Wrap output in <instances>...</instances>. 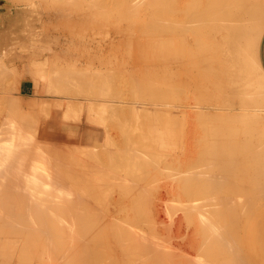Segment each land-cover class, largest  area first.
I'll use <instances>...</instances> for the list:
<instances>
[{
    "label": "rangeland",
    "instance_id": "1",
    "mask_svg": "<svg viewBox=\"0 0 264 264\" xmlns=\"http://www.w3.org/2000/svg\"><path fill=\"white\" fill-rule=\"evenodd\" d=\"M22 1V2H21ZM0 0V68H1V70H0V72L2 73L3 71V73L1 74L2 76V79H0V88H4V90H0V98L1 97H5V95H6V93L7 94H9V95H6V97L4 98V101L2 100V98L0 99V115L2 114V112H3V115H1L0 116V123H2V126H4V128H7V129H11L12 130V128H13V130H15L16 132H17V135H15V136H18L19 138H18V140H19V142L20 143H22V145H24V143H25V141H27L26 143H28V142H31V143H33V144H31L30 146H29V143H28V145L27 144H25L24 146H29V148L32 146H36L35 147V153L34 154H41V152L43 151V153H46V154H44L43 155V153L41 154V155H43V156H41V155H38L37 157L38 158H40V159H42V157H44L45 156V159H46V156L47 155H49L47 158L49 159L48 160V162L50 163H48L47 162V164L48 165H50V166H47L48 168H50L49 170H50V178H49V183H48V187H47V192L45 193V195H46V197H45V195H44V197L39 201V202H35L34 204L32 203V204H30V205H26V203H25V205L24 204H21V203H19V202H17V203H13V205H12V207H10L9 205H4L5 206V208H4V206L2 205V206H0V210H3V208L6 210V209H8V208H6V207H9L13 212H14V215L16 216H19L18 218H19V220H20V222H19V220L17 221H15L16 223H14V220L15 219H18L17 218V216L15 217L14 215H9L8 217L7 216H5V217H7L8 218V220L9 221H7L6 219H0V220H2L3 222L1 223V221H0V226L3 228L4 226H6V228L7 227H9V225H11V223H13L12 225L13 226H10L11 228L10 229H12V228H14V227H16L17 228V230H15V231H17V232H15V233H18V234H14V230H10L9 228V230H7L5 227L3 228L4 230H2V235H0V238H2V236L4 235V237H7V239H9L10 237V235L13 233L14 235H12V237H11V240L10 241H12V242H10L9 241V243L7 242L8 240L6 239V238H4L3 237V239L5 240H1L0 241V244L2 245V244H4L5 243V245H2L1 247H0V264H85L83 261H82V258H81V255L80 254H82L84 251L86 252V257L87 256H90V257H92L93 256V258L92 259H95V263L94 264H99V259H101V261H100V263L102 262H104L103 264H106V262L108 261V263L107 264H112L113 262V264H121L122 263V261L123 262H125V263H127V264H178V262L180 263V264H232L233 262H236L237 264H264V217H263V219L261 218V219H259V221H256V220H250V221H248L249 220V218L245 221V222H243V224H241V226H240V228L238 227V237L235 235V237H233L232 238V241H233V243H236V241L238 242V240H239V246L237 245V244H233L232 242H231V245H232V247L231 246H228L229 247V249L230 250H228V247H221V246H219V244L217 243V245H216V243L213 241V244H211V240H212V231H211V227H209V226H207L206 225V222H205V225H203V223H202V219L199 217L201 214H198L199 212H198V209L199 208H196L198 205H200V203H202L203 201L201 200L202 198H203V200L205 199V195L204 194H195L194 193V191L192 190V189H189L188 187V182H189V179H188V182H187V177L189 178L190 177V174L188 175V172L189 171H191V169L193 170V167H192V164H191V162L193 163V161H194V159L195 158H197L198 159V157H196V156H199V159H200V157H202L201 155L202 154H204V153H206V149H207V152H209L212 148H210V147H212V146H214V143H218L220 146H221V142H222V136H215L214 137V131L215 130H218V131H220V126H222L223 124H222V119H224V118H222V117H219V116H222L221 114H223V113H220V111L222 112V110H219V109H215V110H213V109H211V110H209L208 111V113H209V115H210V117H206V115H208V114H206L205 115V117H204V115H199L198 114V112H199V109L198 108H193L192 107V105H197V104H195V103H193V102H201V99L198 97V95H199V93H198V95L196 94L197 93V91L195 90V89H193V84L191 85L190 83L192 82H190V80L191 79H189L190 77L189 76H191L192 75V72H190V71H187V69H186V64H187V68H190V66L188 65V60L185 58V60H183V59H181L182 57H181V53L184 51L183 49H184V47H182V45L180 46V42H178V43H176V45H175V48H178L177 49V55L176 56H178V58L179 59H181L182 60V62L184 61V64L185 65H183L184 67H185V69H180L181 71H179L182 75L180 76L179 74L180 73H178V72H175V71H172V72H170L171 73V75H170V73L169 72H167V74H165L166 73V71H160L161 69H159V68H157V66L159 65L160 66V68H162L161 67V62H158L159 64H157L156 63V61H155V63L157 64L156 66H153V65H155V63H154V60L155 59H153L154 58V56H156V59H158V57L159 56H157V54H160L161 56V58L164 56L165 58H167V59H169L171 56H173L174 55V53H172L171 52V50H170V48L169 47H167L166 46V50L165 51H163L162 52V54L163 53H165V54H161V48H162V46H159V47H157L158 48V52H157V54H156V51H157V49H156V47H155V45H154V47H155V49L153 48V47H151V48H153L155 51H153V53L154 54H156V55H153L152 53V55H153V58H152V62L151 61H149V63H147L148 62V58L146 59L147 60V62H145L144 60V62L143 63H141V64H138V63H140L141 61H140V57L138 58V56H133L132 57V55H137L138 53H135V51H134V53L132 54L131 52H130V54L128 53L130 50H132V49H134V47H135V49L134 50H136V48H138V50H136V52H139L140 54V56H141V54L143 53L142 52V50L146 47L145 46V44L146 43H143L144 41L145 42H151L152 40H154V42L153 43H155V42H160L161 40V36H159V35H157V36H159V37H156V33H154L155 31L157 32V30H158V28H157V26H155L156 24H154L156 21H157V19H158V17H159V14H160V12L159 11H157V10H160V6H158L159 5V2L157 3L155 0V2L154 3H156L155 5H154V3L152 2V0H150V2H152V3H150V2H148V0H147V2H146V4L144 5V4H141V5H143L144 7L143 8H145V9H141L142 7H141V5L139 4V3H135V5H136V7L138 8V7H141V8H139V9H137L136 7H135V5L134 4H132V5H129V6H133L132 8L134 9V12H135V10H136V12L134 13L132 10L133 9H131V7H129L128 9H129V11H130V9H131V14H133V16L131 15V14H129V12H128V10L127 9H125V8H127V6H128V4H130L131 2H132V0L130 1V3L128 2V0H126V1H122V0H116L117 2H119L120 4H118L117 3V5L119 6V8H118V6L116 5V1L114 2V0H108V1H110V2H108L107 0H101V1H103L104 3H106V6H105V4L103 3V2H100L99 3V1L100 0H94V2L95 1H98V2H96V4L97 3H99V6H98V8L100 7L101 9H100V11H99V9L97 10L96 8H97V5H96V7H94V9H93V7L91 8V12H88L89 10H87V8H86V13L88 14V15H85V12H84V10H85V8L84 7H86L85 6V4L87 5V4H89L88 2H89V0H85L87 3H85V1L84 0H80V1H82V3L80 2V1H78V0H74V1H71V0H67V2L69 1V5H68V3L67 2H65L64 0H63V2L64 3H67V4H64V3H62V1L60 0L59 1V3H62L63 4V7H65V8H70V7H68V6H70V4H71V2H72V5L74 6V8L72 9H69L70 11H68V9H67V11L63 8H59V6H60V4L58 3V7H56V5H54V4H51L50 2H54L53 0L52 1H50L49 3H47L46 1H44V0ZM25 1V2H24ZM45 2V5L43 4V2ZM84 1V2H83ZM93 1V0H92ZM112 1L115 3H113L112 4ZM134 1V0H133ZM136 1V0H135ZM134 1V2H135ZM158 1V0H157ZM240 1V0H239ZM250 1V4H252V3H254L253 5H257V4H255L256 2H255V0H245L243 3H241V4H237L238 5V8H237V10H240V8L242 7L243 8V6H247V7H250L251 5L248 3ZM253 1V2H252ZM42 2V3H41ZM55 2H56V0H55ZM74 2V3H73ZM78 2V4L79 5H83V6H79L78 4H76ZM90 2H91V0H90ZM93 2V3H94ZM122 2V3H121ZM126 2L127 4H124V3ZM252 2V3H251ZM26 3V4H25ZM30 3H31V5H30ZM36 4V5H34V4ZM38 3V4H37ZM84 3V4H83ZM102 3V4H101ZM133 3V2H132ZM42 4V5H41ZM76 6H78V7H75V5ZM91 4H92V2H91ZM90 4V5H91ZM104 4V5H103ZM112 5V6H114L113 8L112 7H110L109 8V10H110V14H115L116 15V17H115V15L113 16V18H111L112 17V15H109L108 14V9H107V11H106V9L104 10L103 8H108L107 6H110V5ZM121 4H124V5H122L121 6ZM149 4V5H148ZM152 4V5H151ZM44 5V6H43ZM66 5H68L67 7H66ZM90 5H88V6H90ZM93 5V4H92ZM94 5V6H95ZM103 7H101V6ZM147 5V6H146ZM239 5H241V6H239ZM30 6V7H29ZM72 6V7H73ZM105 6V7H104ZM126 6V7H125ZM151 6V7H150ZM155 6V7H154ZM91 7V6H90ZM120 7L122 8V10L120 11L119 9H120ZM135 7V8H134ZM152 7L156 10L157 8H159V9H157L155 12L152 10ZM78 8V9H77ZM79 8H83V10L82 9H79ZM116 8H118V9H116ZM124 8V9H123ZM263 8V7H262ZM78 10V14H76L77 12L75 11V12H73V10ZM90 9V8H89ZM103 9V10H102ZM114 9H116V10H114ZM141 9V10H140ZM150 9V10H149ZM234 9H236V8H234ZM33 10H34V12H33ZM65 12L63 15H64V17L62 16V15H59V14H62L63 12ZM80 10H82L83 11V13H82V11H80ZM94 10H97V11H94ZM120 11V12H122V14H124V15H121V13H119V12H117V13H113V12H116V11ZM123 10H125L124 12L128 15H131L135 20H137V21H139L140 22V24L139 23H137V21H133V18L131 17V16H126L125 15V13L123 12ZM141 11L142 12V14H141V12H138V11ZM148 10H149V12H148ZM11 11V12H10ZM93 11V12H92ZM104 11V12H103ZM127 11V12H126ZM30 12H32V13H30ZM47 12V13H46ZM67 12H69V13H67ZM71 12H73L74 14H76V15H74L73 13H71ZM102 12V14L104 15H100V13ZM143 12H146V13H143ZM156 14H154V13ZM70 14V15H68V17H67V14ZM82 15H81V14ZM92 13V14H91ZM94 13H97L95 16L93 15ZM107 13V14H106ZM138 13H140L141 15H143V17L146 19V17L144 16L145 14H146V16H147V19L145 20L144 18H142L141 16H140V14L139 15H137ZM149 13V14H148ZM90 14V15H89ZM106 14V15H105ZM118 14H120L121 16H120V18H117V16H118ZM148 14V15H147ZM154 14V15H153ZM262 14H263V17H264V11H262ZM38 15V16H37ZM71 15H74L75 16V19H74V17L73 16H71ZM81 15V16H80ZM84 15H85V17H86V19H87V23H86V20H85V17H84ZM92 15V16H91ZM135 15H137L138 16V18H140V20L139 19H136L137 18V16H135ZM151 15H152V17H151ZM158 15V16H157ZM31 16V17H30ZM62 16V17H61ZM83 16V17H82ZM89 16H91V22H93L94 23V21L96 22V23H91L90 21H88V19H89ZM97 16V18H99V19H97L96 18V20L98 21H102L103 22V19H102V17H104V23L103 24H105V23H107V21H109L108 20V18H111V20H115V22L117 21H120L121 22V24H117V25H120V26H118V27H120L119 29H118V27L115 25V26H113V22L112 21H110V23L108 22L107 24H105V27H104V25L102 26L101 24H102V22L100 23H98L96 20H94L95 18L94 17H96ZM98 16H100V17H98ZM107 16H109V17H107ZM123 16H125V18L124 19H122V17ZM140 16V17H139ZM76 17H77V19H76ZM78 17H81V19L80 18H78ZM93 17V18H92ZM107 18V20H106V18ZM119 17V16H118ZM151 17V18H150ZM64 18V19H63ZM67 18H68V23H66L67 22ZM69 18H71V19H69ZM73 18V19H72ZM84 18V20H85V23H83V19ZM132 18V19H131ZM157 18V19H156ZM40 19V20H39ZM92 19H93V21H92ZM117 19H119V20H117ZM128 20L129 21V24H126V23H128V21H126L125 23H124V21L125 20ZM144 19V20H143ZM156 20V21H154L153 22V20ZM76 21V22H79L78 24H76V22H74L73 23V21ZM79 20V21H78ZM147 20H151L152 22H153V26L154 27H152V28H154V30L155 31H153L151 34H152V36L154 37H152V39L149 37V36H151V35H148L149 34V32H148V34L147 33H145L146 31H144V32H142L143 31V28L144 27H148L149 26V24L151 25V21L150 22H148L147 23V25H143L142 24V22L144 21H146L147 22ZM51 21V22H50ZM82 23H81V22ZM131 21H133L132 23H131ZM142 21V22H141ZM40 22V23H39ZM62 23V25H61V23ZM64 22H65V24H64ZM71 22V24L72 25H74L75 27H76V25L77 26H79L78 27V31H76V29H77V27H76V29H73V31H76V32H72V30H71V32H69L70 30V28L67 30V32H69L68 34H67V32L65 31L66 30V28H64L63 29V27H67L68 25H69V27H71V29L73 28L72 26H71V24H69ZM116 22V23H117ZM119 22V23H120ZM122 22H123V24H122ZM134 22H136L138 25H136V26H138L137 27V29L138 30H140V28L142 27V31H138L137 29H136V26L134 27V25H135V23ZM51 23H53V25L51 24ZM59 25H58V24ZM89 23H90V25H89ZM130 23H131V25H130ZM48 24H50V25H48ZM83 24H86V26H84V27H82L83 26ZM88 24V25H87ZM96 24V25H95ZM98 24H100V25H98ZM115 24V23H114ZM142 24V25H141ZM65 25H67V26H65ZM82 25V26H81ZM95 25V26H94ZM140 25V26H139ZM46 26V27H45ZM90 27V26H93V27H90L91 29L93 28V32H95V33H97L98 31H97V29H99L100 28V26H102V28H101V30H99V31H101V32H98L97 33V36H96V34H94L92 31H90L89 29L87 30V28L86 27ZM99 26V27H98ZM106 26H110L111 28H107L106 29ZM59 27V28H58ZM81 27V28H80ZM95 27V28H94ZM98 27V28H97ZM103 27H104V29H106L105 31L103 30ZM116 27V28H115ZM127 27V28H126ZM129 27H130V31H129ZM134 27V29H136L135 31H133L132 30V28ZM151 27H148V28H151ZM30 28V29H29ZM39 28V29H38ZM85 29V31L83 32L81 29ZM126 29V32H125V29ZM151 28V30L150 29H148V30H150V31H152L153 29ZM52 29V30H51ZM96 29V30H95ZM113 29V30H112ZM115 29H117V30H115ZM122 29V30H121ZM49 30H51V31H49ZM63 30V31H62ZM86 30H87V32H89V34H87L86 33ZM103 30V31H102ZM108 30H111V31H114V32H111V31H108ZM119 30V31H118ZM121 30V31H120ZM145 30H147V28L145 29ZM206 30H208V28H206ZM25 31V32H24ZM65 31V32H64ZM81 31V32H80ZM97 31V32H96ZM107 31V32H106ZM124 31V32H123ZM127 31H129V32H127ZM160 30H158V32H159ZM12 32V33H11ZM39 32V33H38ZM84 33L85 35H88L89 37H92V39H93V35H94V37H95V39H99L100 37H102L103 38V40H101V38L99 39V40H95V41H91L92 39L91 38H88V36L87 37H84L85 35H83L82 36V34H81V38H83L84 37V39L85 38H88V40L87 39H85V41H84V39L82 40L80 37H78V36H80V35H77L78 33ZM104 32V33H103ZM134 32L136 33L135 34V36H133L134 35ZM158 32H157V34H158ZM75 33H77V34H75ZM93 33V34H92ZM99 33H100V35H99ZM104 35V37H103V35ZM109 33H110V35H109ZM114 33H115V35H114ZM118 33V34H117ZM124 33V34H123ZM132 34L133 33V35L132 36H129V35H127V34ZM142 33V34H141ZM65 34H67V35H65ZM69 34H70V36H69ZM73 34H75L74 36H73ZM92 34V35H91ZM120 34V35H119ZM144 34V35H143ZM35 35V36H34ZM71 35H72V38H71ZM98 35L100 36V37H98ZM102 35V36H101ZM111 36L110 37V40H109V38H107V37H109V36ZM114 35V36H113ZM116 35L117 36H120V37H117V40L115 39L116 38ZM140 35V36H139ZM142 35V36H141ZM148 35V36H147ZM155 35V36H154ZM161 35V34H160ZM210 35H212V34H210ZM57 36V37H56ZM77 36V37H76ZM74 37V38H73ZM98 37V38H97ZM105 37H106V39H105ZM125 38V39H123V38ZM128 37H132L133 39H135V40H133L132 38L130 39L131 41H130V44H131V42L133 43V44H137V46H132V47H130V45H129V40H126V39H128ZM138 37V38H137ZM148 37V38H147ZM156 37V38H155ZM76 38V39H75ZM113 38V39H112ZM119 38V39H118ZM136 38H137V40H136ZM140 38V39H139ZM145 38V39H144ZM211 38H213L212 36H210V37H207V39H205L206 41H205V44H204V42H203V44L204 45H201L202 47L204 46V48H202V50L204 49V51H203V54H200V52L202 53V50L200 51L199 50V54H198V52H197V54H198V60H200V62L198 61V60H196L195 59V63H194V60H193V63L194 64H196L197 63V61L199 62V64L202 62V63H204V64H200V66H198L199 64H197V70H196V68L195 69H193V70H195V71H198V69H199V72H200V70L201 69H204L205 70V68L204 67H207V69H209V72H211L210 74L208 73V74H204V72L201 70V72H203V75H204V78H203V75H201V76H199V73H198V76L199 77H202L203 78V80L204 81H206V79L207 78H205L207 75V77H209V75L210 76H212L211 74H213L212 72H214L215 71V69H213V68H215L214 66H216V62H214L213 63V61H215L216 59H214L213 61H211L212 59H211V57H213L212 56V54H213V52H212V48L211 47H213L214 48V46L212 45H210V44H212V42H213V39H212V41L210 40ZM9 39V40H8ZM79 41H78V40ZM112 39V40H111ZM122 39V41H120ZM33 40V42H31ZM101 40V41H100ZM106 40H108V41H106ZM118 40H119V42H118ZM10 41H11V43H10ZM19 41L20 42H22L21 44L19 43ZM83 41V42H82ZM88 41H90V43L88 42ZM126 41L128 42V43H126ZM139 41V42H138ZM208 41L210 42L211 41V43H208ZM50 42H51V45H50ZM113 42H114V44H113ZM136 42H138V43H136ZM142 42V43H141ZM147 42V43H148ZM150 42L148 43V44H150ZM93 43H95V44H98V46L96 47V45L95 44H93ZM110 43V45L108 46V44ZM126 45H125V44ZM24 44V45H23ZM99 44L101 45V46H104V47H102V49L101 48H99L98 49V47H99ZM105 44V45H104ZM107 44V45H106ZM112 44L113 45H115V44H117L116 46H112ZM142 44V45H141ZM144 44V45H143ZM192 44H194V45H192V48H193V46H195V43H192ZM207 44L209 45L208 47H209V49L211 48V50L209 51V49L207 48ZM118 45H119V50H118ZM122 45H124V46H127L128 45V47H123ZM152 45V44H151ZM200 45H197V46H200ZM100 46V47H101ZM109 47V48H106V47ZM110 46H112V47H110ZM141 46H145V47H142L141 48ZM149 47H147L148 49L150 48V45H148ZM157 46V45H156ZM196 46V47H197ZM66 47V48H65ZM72 47V48H71ZM83 47V48H82ZM90 47V48H89ZM115 47V48H114ZM140 47V48H139ZM188 47H190V45L188 46ZM60 48V49H59ZM69 48V49H68ZM112 48V49H111ZM120 48H121V50H120ZM123 48V49H122ZM150 48V49H151ZM183 48V49H182ZM191 47L189 48V50L191 51V49H192ZM200 48V47H199ZM207 48V49H206ZM62 49V50H61ZM77 49V50H76ZM105 49V50H104ZM110 49H111V51L112 52H110ZM116 49V50H115ZM126 49H128V50H126ZM139 49H141V52H140V50ZM167 49H169V50H167ZM188 49V48H187ZM186 49V52L188 51ZM195 49V48H194ZM201 49V48H200ZM10 50V52H7V51H9ZM58 50V51H57ZM59 50H60V52H59ZM72 52H71V51ZM75 50V51H74ZM102 50V51H101ZM109 50V51H108ZM144 50H147V49H144ZM143 50V51H144ZM164 50V49H163ZM4 51H5V54H4ZM56 51H57V53H56ZM90 51V52H89ZM148 51V50H147ZM151 51V50H150ZM170 51V53H168ZM181 51V52H180ZM195 51H197L196 49L194 50V52H193V50L191 51V52H193V53H196ZM208 53H206V52ZM213 51H214V49H213ZM185 51H184V53L183 54H185L186 53ZM191 52H189V55H190V53ZM215 52V51H214ZM3 53V54H2ZM57 54V57L55 56L54 57V55L53 54ZM72 53V54H71ZM144 53H146V52H144ZM143 53V54H144ZM167 53V54H166ZM181 55H180V54ZM193 53H191L192 55H194ZM55 54V55H56ZM61 54V55H60ZM96 54H98V56L96 55ZM103 54V55H102ZM111 54H112V56H111ZM113 54H114V56L115 57H113ZM127 54H128V56H127ZM132 54V55H131ZM150 56L151 54H149V53H146V56H148V55ZM186 54H188V52L186 53ZM185 54V55H186ZM206 54V55H205ZM53 55V56H52ZM59 55V56H58ZM65 57H64V56ZM107 57H106V56ZM109 55L111 56V57H113L112 59L113 60H111V61H113V63L115 62L114 61V59H116V57H117V59L119 60V61H117V59H116V61L118 62L117 64L116 63H114L115 65L113 66V65H111L112 64V62L110 63L109 61H110V57H109ZM131 55V56H130ZM145 55V54H144ZM144 55L142 56V57H144ZM171 55V56H170ZM200 55V56H199ZM202 55H204L205 56V58L204 59H206V60H203V57L204 56H202ZM215 55V54H214ZM123 56V57H122ZM127 56V57H126ZM131 57V59H129L130 57ZM196 56L197 55H195L194 56V58H196ZM210 56V57H209ZM44 57V58H43ZM50 57V58H49ZM67 57V58H66ZM84 57V58H83ZM103 57H104V59H103ZM118 57H120V58H118ZM124 57L125 58H127L126 59V61L128 62H126L125 61V59H124ZM134 57H137V60L138 61H140V62H138L137 63V60L136 59H134ZM151 57V56H150ZM159 57V58H160ZM169 57V58H168ZM191 57V56H190ZM208 57V58H207ZM47 58V59H46ZM55 58V59H54ZM59 60H58V59ZM106 58H108V59H106ZM122 58V59H121ZM133 58V59H132ZM146 57H144V59H145ZM192 58V57H191ZM202 58V59H201ZM214 58H215V56H214ZM3 59V60H2ZM68 59V60H67ZM78 59V60H77ZM100 59H102L103 61L104 60H108V62H109V64L106 62V61H104V62H106L107 64H108V67H105L104 68V66H106L107 64L105 63L104 64V62L102 61V60H100ZM128 59L130 60V61H128ZM143 58H141V60H142ZM193 59V58H192ZM192 59H190V62H192ZM33 60V61H32ZM46 60V61H45ZM51 62H50V61ZM52 60H54L53 62H52ZM55 60H57L56 62H55ZM64 60V61H63ZM69 61V60H71V61H69V62H71V63H68L67 61ZM74 60H75V62H76V67L75 68H80V70H84L83 72H81V71H79V72H77L79 75L81 74V75H84L85 74V71L86 72H92L91 74H95V76H99L98 74H100L101 75V77H103L102 75H106V74H108L109 72V77L111 76V75H113L112 77H110V79L108 78V76H107V78L111 81H109V80H107V85H109V83L111 84V85H109L110 86V88H111V90H112V85H113V90L115 91V93H114V96H115V94L116 95H120V96H122L123 97V95H124V97L125 98H122V97H118L119 98V100H124V101H126V102H128V103H125V105H128L129 106V104H130V106L129 107H131V104L133 105V103H131V102H134V104H136V106H138L139 107V109H135V111H134V109H130L129 107H127V108H123V107H121L122 105L124 106V104H122L121 103V105H120V103H117L118 104V106H119V108H118V106H117V110L119 109V111H120V107H121V111H122V108L124 109V112H125V114H124V112L123 113H121V111L118 113V111L116 112L115 110H113V108H112V110H111V108H110V110H111V113H110V110H107V109H105L104 108V110H105V112L103 113L102 112V109H100L101 110V112L97 109V108H95V109H97L96 111H97V114H94V113H96V112H94L93 110H95V109H93V108H91L90 110H92L93 112H91V113H89L88 111H87V109H88V105H87V103H86V101H83V103H82V106H80V107H73V105L75 104V103H77V101L75 102V101H72L73 102V105H71V103H70V105L68 104V106H66L67 105V103H66V105L64 106V100H62V98H61V96H62V94L63 93H65V91L63 90L64 88V86L63 85H65V84H63V83H59V82H56V83H54V82H52V81H54V80H56V81H58L60 78H61V76L63 77V74H66L67 72H69V70H67V72L65 73V71H63L62 72V70H60V69H62V67H63V69H68L67 67H66V65L65 64H73V63H75L74 62ZM132 60H133V62H132ZM136 60V62H134ZM202 60V61H201ZM255 60L256 59H254V61H252V64H251V67H252V71L254 72L253 73V75L254 74H256V76H255V80H257L258 82H256L257 84H261L260 85V87L262 86V93H264V80L263 79H261V76L256 72L257 71V65L255 64ZM2 61V62H1ZM35 61H40L39 63L38 62H35ZM44 61V62H43ZM60 61V62H59ZM92 61H94V62H92ZM120 61L122 62V61H124V62H126L127 63V65H126V63H124L126 66H123V67H121L120 66V68L119 67H117L118 66V64L120 65V64H123V62L122 63H120ZM158 61V60H157ZM159 61H160V59H159ZM187 61V62H186ZM204 61V62H203ZM11 62V63H10ZM28 62V63H27ZM34 62V63H33ZM61 62H62V64H61ZM66 62V63H65ZM81 62V63H80ZM92 62V63H91ZM100 62L101 63H103V64H100ZM129 62H130V64H129ZM11 65H10V64ZM15 63V64H14ZM30 63V64H29ZM32 63V64H31ZM53 65H52V64ZM78 63V64H77ZM88 63V64H87ZM132 63H134V64H132ZM137 63V64H136ZM146 63V64H145ZM207 63V64H206ZM213 63V64H212ZM26 64V65H25ZM36 66H35V65ZM37 64H39V66L37 65ZM60 64V65H59ZM86 64H87V66H86ZM128 64H129V66L130 65H132V67L130 66H128ZM143 64V65H142ZM153 64V65H152ZM210 65V68H209V65ZM212 64V65H211ZM5 65V66H4ZM7 65V66H6ZM44 65V66H43ZM59 65V66H58ZM77 65H79V67L77 66ZM93 65V66H92ZM99 65V66H98ZM103 65V66H102ZM110 65V66H109ZM117 65V66H116ZM134 65V66H133ZM139 65V66H138ZM3 66V67H2ZM23 66V68H21ZM55 66V67H54ZM61 67L60 69H58L57 67ZM68 66V65H67ZM71 66V65H70ZM74 66V65H73ZM136 66H138V67H140L141 66V68L143 69V71H138L139 69H138V67H136ZM152 66V67H151ZM158 66V67H159ZM6 67V68H5ZM8 67H10V68H8ZM25 67V68H24ZM42 68L41 70L42 71H38V70H40L39 68ZM51 67H53V68H51ZM72 67V66H71ZM71 67H69V68H71ZM83 67V68H82ZM101 67V68H100ZM125 67H128L129 69L128 70H126V72H128V73H126L123 69L125 68ZM148 67V68H147ZM200 67H202L201 69H200ZM217 67H220L218 64H217V66H216V71L217 72H221V71H219L221 68H217ZM3 68H5V69H7L6 71H5V69H3ZM12 68V69H11ZM31 68V69H30ZM44 68H45V71H44ZM50 68V69H49ZM56 68H57V70L58 71H55L56 70ZM75 68H71V69H74V71H75ZM88 68H90L89 70H88ZM100 68V69H99ZM109 68V69H108ZM122 68V69H121ZM133 68V69H132ZM140 68V69H141ZM155 68H157V69H159V71H157V69L155 70ZM23 69V70H22ZM24 69H26V70H24ZM70 69V70H71ZM92 69V70H91ZM95 70V72H94V70ZM102 69V70H101ZM104 69V70H103ZM126 69V68H125ZM132 69V70H131ZM141 69V70H142ZM148 71L147 72V75H156V72H158L157 73V75H159V77L157 76V77H155L154 76V78H158V79H154L152 76H148V78H150V79H152L153 78V80L154 81H148L149 79L147 78V75H146V71ZM206 69V70H207ZM218 69V70H217ZM33 70H34V72H33ZM48 70V71H47ZM50 70H52V71H50ZM118 70V71H117ZM130 70V71H129ZM154 70V71H153ZM164 70V69H163ZM166 70H168V69H166ZM170 70H172V69H169V71ZM175 70V69H174ZM185 71V72H187L188 74H190V75H188L187 76V73H185V72H182V71ZM189 70V69H188ZM210 70H212V71H210ZM214 70V71H213ZM222 70V69H221ZM8 71V72H7ZM38 71V72H37ZM73 71V72H74ZM99 71V72H98ZM138 71V72H137ZM153 71V72H152ZM177 71V70H176ZM11 72V73H10ZM49 72V73H48ZM57 72H58V75H57ZM62 72V75L60 74ZM75 72V73H76ZM102 72V73H101ZM131 72V73H130ZM133 72V73H132ZM163 72H164V74H163ZM175 72V73H174ZM190 72V73H189ZM207 72H208V70H207ZM217 72H216V74H217ZM223 72V71H222ZM221 72V73H222ZM35 73V74H34ZM37 73V74H36ZM55 73V74H54ZM76 73V74H77ZM82 73H84V74H82ZM104 73V74H103ZM123 73L124 74H126V76L125 75H123ZM137 73V74H136ZM142 73V74H141ZM148 73H150V74H148ZM153 73H155V74H153ZM162 73V74H161ZM178 73V74H177ZM183 73H185L186 74V76H184L185 74H183ZM193 73L194 74H196L197 75V73H195L194 71H193ZM206 73V72H205ZM23 75V77H21V76H19L18 77V75ZM48 74H49V76H48ZM53 74H54V76H53ZM128 74H129V76H128ZM131 74V75H130ZM135 74H136V76H137V78L135 77ZM139 74H141V75H143V77L141 76L140 77V79H138L139 77H138V75ZM144 74L146 75L145 77H144ZM172 74H175V75H172ZM177 74V75H176ZM216 74H214L215 75V78H213V80L211 79V81H210V77L207 79L208 81H206V83L209 85V88H211L212 87V90H214V91H212V92H216L217 94H218V92H220L221 93V89H222V86H226V85H228L229 84V82L228 81H226L225 80V78L223 79V77H220V79L222 78L223 80H220L221 82H218L216 79H218L219 78V76H218V78L216 77L217 75ZM4 75H6V77L4 76ZM10 75V76H9ZM17 75V76H16ZM60 75V76H59ZM87 75V74H86ZM120 75H123L122 77L120 76ZM164 75V76H163ZM165 75L166 76H173V77H171V79H172V81L170 80V76H169V78L168 77H165ZM206 75V76H205ZM213 75V76H214ZM4 76V77H3ZM7 76H8V78H7ZM90 76V75H89ZM105 76V77H106ZM119 76V77H118ZM126 78H125V77ZM140 76V75H139ZM162 76V77H161ZM212 76V77H213ZM10 77H11V79H10ZM14 77L16 78V80L18 79V78H20V79H18V81L19 82H16V80L14 79ZM46 79H45V78ZM52 77H53V79H52ZM58 77V78H57ZM88 77V76H87ZM85 78V79H87V80H89L90 79V81H93V79H94V81L96 80V78L97 77H94V75H91V77H94V78H92V80H91V77H89V78ZM100 77V78H101ZM105 77L103 78L104 80H105ZM120 77H121V79L124 77V79H120ZM129 77V78H128ZM134 77V78H133ZM177 77H179V78H177ZM4 78H6V79H4ZM14 80H13V79ZM44 78V79H43ZM99 77H98V80L100 79ZM112 78H114V83L112 82L113 81V79ZM143 78H146V79H148V80H146V79H143ZM160 78V79H159ZM165 80V82H166V84H165V82L162 80ZM165 78V79H164ZM166 78H168V80L166 79ZM175 78L177 79V80H175ZM182 78V79H181ZM48 79H50V81L48 80ZM102 79V78H101ZM101 79L98 81L97 80V82L95 81H93L94 83H100V81H101ZM118 79H119V81H118ZM126 79L129 81H131V83H130V81L129 82H127L126 81ZM132 79L133 80H140L139 82L141 83L140 85H141V87L142 86H145L146 88H147V90H146V88L145 87H142V89L144 88V90H143V93L141 94L143 97L141 98V99H139V98H137V96L139 97L140 95H137V94H139V93H141L142 92V89H140L141 90V92L139 91V83L137 82V81H134L135 83V86H134V84H133V86L135 87V89H133L134 87L132 86ZM173 79H174V81H173ZM187 79V80H186ZM189 79V80H188ZM3 80V81H2ZM35 80V81H34ZM123 80H125V81H123ZM147 81L148 83H146L145 82V84H148V85H144V81ZM158 80V81H157ZM159 80H160V82H159ZM167 80V81H166ZM225 80V81H224ZM5 81H7L6 83H5ZM10 81V82H9ZM13 81H15L16 83H14V85H13V83H11V82H13ZM37 81V82H36ZM50 82V84L48 85V83ZM120 81L123 83V82H125L124 84H128V83H130V85H128V87H127V85H125L124 86V84H122L121 85V83H120ZM209 81H210V83L212 84H210L209 83ZM218 82V84L216 83V82ZM226 82L225 84L223 83V85H222V82ZM9 82V83H8ZM101 82H105V81H101ZM136 82H137V84H136ZM154 82H155V84L157 85V83H158V85L156 86L155 84H154ZM161 82H163L164 84L162 85V83ZM170 82H171V84L172 83H174L173 85H169L170 84ZM179 82V83H178ZM213 82V83H212ZM216 84H215V83ZM52 83V84H51ZM142 83H143V85H142ZM228 83V84H227ZM5 84V85H4ZM20 84H22V86L20 85ZM56 84V85H55ZM63 84V85H62ZM116 84V85H115ZM119 86H118V85ZM151 84H154V85H152V87L151 86H149V85H151ZM169 86H168V85ZM12 85V86H11ZM52 87H51V86ZM54 85L56 86V87H54ZM57 85L59 86L58 88H57ZM63 86L62 88H61V86ZM161 85V86H160ZM184 85V86H183ZM214 85V86H213ZM215 85H218L217 87L218 88H216L215 89ZM258 85V86H259ZM5 86V87H4ZM17 86V87H16ZM19 86V87H18ZM49 86V87H48ZM97 86V85H96ZM116 88H115V87ZM121 86H122V90L124 91V92H122V90H121ZM129 86H132L133 88V90H130L131 89V87H129ZM163 86H165V89H164V87ZM167 86V87H166ZM211 86V87H210ZM219 86H220V88L221 89H219ZM7 87H9L10 88V91H9V89L7 88ZM11 87H12V90L13 89H18V90H11ZM46 87H47V89H46ZM95 87V86H94ZM123 87H126V88H123ZM154 87H156V88H154ZM50 88V89H49ZM56 88V89H55ZM60 88L63 90V93H62V91L60 90ZM119 88V89H118ZM150 88V89H149ZM154 88V89H153ZM173 88V89H172ZM178 88V89H177ZM192 88V89H191ZM8 89V90H7ZM49 89V90H48ZM52 89V90H51ZM55 89V90H54ZM97 89V88H96ZM95 89V90H96ZM100 89V88H99ZM107 89V88H106ZM116 89V90H115ZM127 89V90H126ZM162 89H164V90H162ZM167 89V90H166ZM171 89V90H170ZM219 89V90H218ZM5 90H7V91H5ZM52 91V93H51V91ZM59 90V92H57V93H55V91H58ZM118 90V91H117ZM121 90V91H120ZM128 90H130V91H128ZM150 91V93H148L149 95H145L146 93L144 92V91ZM154 90H156L154 93H153V91ZM166 90V91H165ZM180 90H182L181 92L178 91ZM189 90V91H188ZM47 91V92H46ZM50 91V92H49ZM109 91H110V89H109ZM108 90H102L101 89V92H103V93H106V94H108V95H110V93H111V91L109 92ZM113 91V92H114ZM148 91V92H149ZM161 91V92H160ZM18 92V93H17ZM100 92V93H101ZM121 92V93H120ZM131 92H134V93H131ZM164 92V93H163ZM54 93V94H53ZM58 93H60V94H58ZM123 93V94H122ZM145 93V94H144ZM152 93V94H151ZM179 93V94H178ZM3 94V95H2ZM129 94V95H128ZM172 94V95H171ZM168 95H169V97H168ZM181 95V96H180ZM187 95V96H186ZM11 96H14L15 98L13 99V97L12 98H10L11 100H9V99H6V98H9V97H11ZM135 96V97H134ZM148 96H149V98H148ZM167 96V97H166ZM186 96V97H185ZM222 96V95H221ZM264 96V95H263ZM116 97V96H115ZM128 97H130V98H128ZM131 97H133V99H132V101L131 100H129V99H131ZM180 97H182V98H180ZM120 98H122V99H120ZM127 98V99H126ZM143 98H145V99H147V100H145V99H143ZM198 98V99H197ZM12 99H13V101H12ZM117 99V98H116ZM154 99V100H153ZM183 99V100H182ZM263 99V98H262ZM8 100V101H7ZM118 100V99H117ZM128 100V101H127ZM139 100V101H138ZM162 100V101H161ZM180 100V101H179ZM170 101V102H169ZM182 101V102H181ZM235 101H237L236 103L238 104V99L237 100H235ZM6 102H8V104L6 103ZM10 102V103H9ZM13 102V103H12ZM138 102V103H137ZM160 102V103H159ZM12 103V104H11ZM192 103V104H191ZM116 103H115V106L117 105ZM219 104H223L222 103V101H220L219 102ZM5 105V106H4ZM76 105V104H75ZM78 106L80 105V103L78 102V104H77ZM173 105V106H172ZM10 106H13L12 108L14 109H12ZM71 107V109H70V107ZM98 106V105H97ZM155 106V107H154ZM66 107H69V109L70 110H72V108H75L74 109V111H77V112H79V113H81V114H79V115H77L76 117H77V120L76 119H74L75 118V115L77 114H75V112L73 111V113H74V116H73V113L72 114H68V113H66L67 111H69V109H67V110H65L64 108H66ZM96 107V106H95ZM99 107V106H98ZM170 107V108H169ZM259 107V106H258ZM80 108V109H79ZM90 108V107H89ZM100 108H101V106H100ZM103 108V107H102ZM128 108H129V111H128ZM248 108V107H247ZM260 108H261V105H260ZM262 110L263 111H261V112H258V111H256V112H254V113H257V114H259V116L261 117L260 118V120H262V122H263V119H262V117H264V106H262ZM7 109H8V111H7ZM78 109H79V111H78ZM142 109H144V110H142ZM193 109V110H192ZM204 109V108H203ZM248 109H250V110H254V108L252 109V108H248ZM137 110V111H136ZM99 111V112H98ZM131 111H134V114L133 113H129V112H131ZM154 111V112H153ZM194 111H196V112H194ZM10 112V113H9ZM108 112V113H107ZM136 112V113H135ZM143 112V113H142ZM155 112H156V114H155ZM164 112V113H163ZM219 114H218V113ZM263 112V113H262ZM7 113V114H6ZM70 113H71V111H70ZM89 113V114H88ZM112 114V116L110 115V114ZM215 113L217 114V116L215 115ZM253 113V112H252ZM10 114V115H9ZM87 114V115H86ZM91 114V115H90ZM118 114V115H117ZM119 114H123V115H119ZM132 114H133V116H135V120H134V117L132 116ZM140 114L142 115V116H140ZM149 114V115H148ZM157 114H159L158 116L159 117H156V115ZM95 115V116H94ZM117 115V116H116ZM130 115V116H129ZM148 115V116H147ZM162 115V116H161ZM184 115V116H183ZM186 115V116H185ZM195 115H197V116H195ZM208 115V116H209ZM15 117V118H13V117ZM67 116V117H66ZM87 116H89L88 117V119L90 118V116H92V117H95L94 118V121H92L93 120V118L91 117V121H90V119L88 120L87 119ZM102 116V118H100ZM119 116H121V117H119ZM123 116V117H122ZM131 116H132V118H131ZM200 118H199V117ZM213 116H215V117H213ZM258 115H256V117L258 118L259 117ZM6 117V118H5ZM74 117V118H73ZM108 117H110V118H108ZM114 119H112V118ZM115 117H117V118H115ZM127 117H129V118H127ZM145 117V118H144ZM170 117V118H169ZM11 120H14V121H12V123H14V125L13 124H11V121L9 122V120L10 119ZM98 118V119H97ZM120 118V119H119ZM131 118V119H130ZM215 118H218V120L216 119L215 120ZM7 119H9V120H7ZM135 121V123L134 122H132L133 120ZM142 121H140V120ZM144 119V120H143ZM146 119V120H145ZM152 119V120H151ZM172 121H171V120ZM192 119V120H191ZM200 121H198V120ZM205 121H204V120ZM5 120H6V122L8 121V126L9 127H7V125H6V122H5ZM64 120V121H63ZM68 120V121H67ZM72 120H74V121H72ZM148 120H151L150 122H151V124H148ZM225 120V119H224ZM259 120V121H260ZM2 121V122H1ZM42 121H45V122H42ZM119 121L121 122V123H119ZM123 121H124V123H123ZM139 121V122H138ZM184 121V122H183ZM4 122H5V124H4ZM17 122V123H16ZM42 122V123H41ZM118 122V123H117ZM127 122V123H126ZM149 122V123H150ZM211 122V123H210ZM214 122V123H213ZM133 124L134 126H135V128H134V126L133 125H131V124ZM194 123V124H193ZM264 123V122H263ZM42 124H43V126H42ZM56 124H58V126H56ZM107 124V128L105 127V125ZM122 124V125H121ZM126 124V125H125ZM139 124H142V125H139ZM144 124V125H143ZM189 124V125H188ZM220 124H222V125H220ZM118 125V126H117ZM124 125V126H123ZM129 125V126H128ZM190 125H191V127H190ZM211 125V126H210ZM19 126V127H18ZM53 126H55L54 128H53ZM129 128H128V127ZM133 126V127H132ZM140 126H142L143 128H140ZM167 126V127H166ZM201 126V127H200ZM210 126V127H209ZM18 127V128H17ZM47 127L49 128V129H47ZM58 127V128H57ZM146 127V128H145ZM155 127V128H154ZM163 127V128H162ZM223 127V126H222ZM17 128V129H16ZM126 128V129H125ZM140 128V129H139ZM190 128V129H189ZM207 128V129H206ZM215 128H217V129H215ZM19 129H21V130H19ZM57 129V130H56ZM62 129H65V131L64 130H62ZM128 129H131L130 130V132L132 133V134H130L129 136H128V133H130V132H128ZM184 129V130H183ZM213 131H211V130ZM74 130V131H73ZM76 130H78V131H76ZM81 130V131H80ZM85 130H86V132H85ZM109 131L110 133H109V135L106 133V131ZM126 131L125 132V134H124V131ZM154 130V131H153ZM202 130H204V131H202ZM21 131H24V132H21ZM77 132V134H76V132ZM107 131V132H108ZM136 131V132H135ZM153 131V132H152ZM156 131V132H155ZM158 131V132H157ZM208 131V132H207ZM15 132V133H16ZM19 132V133H18ZM134 132V133H133ZM137 132L139 133V134H137ZM156 133V134H153V133ZM24 133V134H23ZM75 133V134H74ZM152 133V134H151ZM196 133V134H195ZM21 134V135H20ZM45 134V135H44ZM70 134H72V135H70ZM124 134V135H123ZM135 134V135H134ZM158 134V135H157ZM24 135V136H23ZM77 135V136H76ZM112 135V136H111ZM143 135V136H142ZM28 136V137H27ZM53 136H55L54 138H53ZM79 136V137H78ZM127 136V137H126ZM133 136H134V138H133ZM142 136V137H141ZM156 137V139H155V137ZM196 136V137H195ZM207 136V137H206ZM56 137H59L58 139L56 138ZM107 137V138H106ZM129 137V138H128ZM131 137V138H130ZM136 137V138H135ZM137 137H138V139H137ZM141 137V138H140ZM152 137H154V139L155 140H153V138ZM201 137V138H200ZM83 138V140H81ZM133 138V139H132ZM140 138V139H139ZM197 138H198V140H197ZM207 138V139H206ZM23 139V140H22ZM125 139V140H124ZM127 139V140H126ZM130 139H132V141H130L131 143H128L129 142V140ZM135 139V140H134ZM142 139H143V142H142ZM202 139H203V141H202ZM216 139V140H215ZM22 142H21V141ZM81 140V141H80ZM113 140V141H112ZM137 140H139L140 142H142L143 143V145H142V143H141V145H140V142L139 141H137ZM201 140V141H200ZM80 141V142H79ZM105 141V142H104ZM109 141H110V143H109ZM137 141V142H136ZM183 141V142H182ZM190 141V142H189ZM197 141H199L198 143H197ZM98 142V143H97ZM115 142H116V145H115ZM156 142V143H155ZM205 142V143H204ZM36 145H35V144ZM60 144V145H58V144ZM65 143H67V144H65ZM79 143V144H78ZM111 143H113L112 145H111ZM138 145H137V144ZM158 143V144H157ZM184 143V144H183ZM192 143V144H191ZM206 143H208L207 145H205ZM54 144V145H53ZM56 144V145H55ZM62 144H63V146H62ZM64 144L67 146V145H69V147L71 146V145H74L75 144V147L74 146H71L70 147V149H71V151H70V149H68L67 150V148H66V146H64ZM76 144L77 145H79V147H77L76 146ZM118 144H119V146H118ZM129 144L131 145V146H129ZM197 144H198V146H197ZM82 145V146H81ZM95 145V146H94ZM111 145V146H110ZM121 145H123V146H121ZM124 145L126 146V150L129 148V149H132V150H130V152H133V149H134V147L135 148H137L135 151L137 152H133V153H131L130 154V152H129V150H127L128 151V153L129 154H127V152L126 151H124L125 149H124ZM140 145V146H139ZM145 145V146H144ZM27 146L25 147V148H27ZM53 146H55V147H53ZM61 146V147H60ZM98 146V147H97ZM106 146V147H105ZM110 146V147H109ZM139 146V147H138ZM145 148H143V147ZM154 146V147H153ZM31 147V148H32ZM33 147V148H34ZM39 149H41L42 151L41 152H39V153H37L36 152V150L37 151H39L38 150V148ZM59 147V151L57 152V148ZM64 147V148H63ZM68 147V146H67ZM73 147V148H72ZM104 147H105V149L106 150H103L104 149ZM112 147V148H111ZM119 148L120 150H118L117 148ZM123 147V148H122ZM128 147V148H127ZM132 147V148H131ZM154 149H153V148ZM157 147V148H156ZM205 147H208V148H205ZM25 148L24 149H22L21 151L22 152H27L28 153V151L27 150H29V153H30V151H31V156H32V154H33V152H32V150L31 149H26V151H24L25 150ZM44 150H43V149ZM53 148H55V151H54V149ZM79 148V149H78ZM93 148V149H92ZM124 149L123 151H121L122 149ZM73 149H74V151H73ZM78 149V150H77ZM99 149V150H98ZM111 149V150H110ZM144 151H142V150ZM193 149L197 152V151H199V153L197 154V153H195V151H194V153H195V155H194V153H193ZM203 149V150H202ZM33 150V151H34ZM81 150H82V152H81ZM93 152H91V151ZM115 150V151H114ZM140 150L142 151V152H140ZM156 150V151H155ZM201 150V151H200ZM17 151V150H16ZM19 152H21L20 150H18ZM77 151V153H75ZM97 151V152H96ZM99 151V152H98ZM105 151H107V152H105ZM109 151H110V153H109ZM114 151V152H113ZM117 151V152H116ZM147 151V152H146ZM150 151V152H149ZM155 151V152H154ZM19 152H14V154H15V157L13 156V154H11V158H13V159H15V160H13V159H11V158H9V157H7L6 155H5V152L2 154V155H4V157H6V159H8L9 158V160L8 161H6V163H12L11 165H13L12 167L11 166H9V167H7V170H6V172H5V178H4V185H7V186H9V187H16V188H20V189H23V191L25 190L24 189V187H25V184L23 183L24 182V180L22 179V177H24V172H25V170H26V168L28 169L29 167H30V164L32 165V163L34 162V161H36V159H38V158H36V159H34V157L32 156L31 158H32V163H30L29 162V157H30V154H29V156H27L26 154H23L22 153V155H26V157L28 158V161L26 160L27 158L25 157L24 159H25V164L23 163V161L22 162H20L19 160H21V153L20 154H18ZM67 152H69V153H67ZM72 152H74L75 154H77V155H75L74 153H72ZM79 152V153H78ZM111 152L113 153V154H111ZM123 152H126V153H124V154H121V153H123ZM100 153H101V155H100ZM120 153V154H119ZM135 153V154H134ZM139 153V154H138ZM158 153V155L156 156L155 154H157ZM33 154V155H34ZM66 154H70L69 156H67ZM74 156H76V157H74ZM86 154H88L87 156H86ZM106 154H108V155H106ZM119 154V155H118ZM134 154V155H133ZM144 154V155H143ZM169 154V155H168ZM186 154V155H185ZM191 154V155H190ZM10 155V154H9ZM17 155H20V157H18ZM78 155H79V157H78ZM94 155V156H93ZM98 155V156H97ZM113 155V156H112ZM123 155H125L124 157H126V155H127V157L126 158H124L123 157ZM130 155V156H129ZM131 155L134 157V159H133V157H131ZM137 155V156H136ZM143 155V156H142ZM155 155V156H154ZM189 155V156H188ZM41 156V157H40ZM57 156V157H56ZM62 156H63V158H62ZM66 158H65V157ZM92 156V157H91ZM95 156H97L96 158H95ZM104 157V159H103V157ZM139 156V157H138ZM145 156H149L147 159L145 158ZM191 156V157H190ZM17 157H18V159H17ZM60 159H59V158ZM68 157H70V158H68ZM72 157H73V159H72ZM91 157V158H90ZM95 159H94V158ZM100 158V161H99V158ZM113 157H115V158H113ZM121 157H123V158H121ZM130 157V158H129ZM144 157V158H143ZM153 157H157L156 159L155 158H153ZM162 157V158H161ZM165 157V158H164ZM193 157V158H192ZM2 158H3V156H2ZM20 158V159H19ZM23 158V157H22ZM30 158V159H31ZM75 158H77L78 160H76ZM90 158V159H89ZM98 158V159H97ZM102 158V159H101ZM127 158H129L128 160H126ZM140 158V159H139ZM176 158H178V161H177V159ZM187 158H188V160H187ZM5 159V160H6ZM62 159V160H61ZM64 159V160H63ZM80 159V160H79ZM97 159V160H96ZM114 159V160H113ZM125 160L126 162L123 164V168H124V166H125V168L126 169H129V170H124L122 167H120L119 166V161H121V160ZM132 159V160H131ZM138 159L140 160V161H143V162H140V161H138ZM142 159V160H141ZM150 159V161H148ZM163 159L166 161V162H172L173 164H170L171 165V167L169 166V165H167L166 166V164L164 163V162H162L163 161ZM4 160V159H3ZM5 160H4V164H6L5 163ZM13 160V161H12ZM67 160H71L72 162H69V161H67ZM109 160V161H108ZM135 160V161H134ZM147 160V161H146ZM154 160V161H153ZM157 160V161H156ZM176 160V161H175ZM182 160H184L183 161V163L185 162V164H183L182 162H180L179 163V161H182ZM20 162V163H23V165L22 164H20L19 165V163H18V165H17V162ZM128 161V162H127ZM138 161V162H137ZM145 161V162H144ZM64 162V163H63ZM65 162H67V163H65ZM78 162V163H77ZM113 162H115V163H117V164H115V163H113ZM134 162H136V163H134V164H136V165H134L133 163ZM139 162H140V164H139ZM147 162V163H146ZM153 162V163H152ZM161 162V163H160ZM179 163V166H178V172L177 173H179V174H177L176 173V169H177V165H178V163ZM189 162V163H188ZM57 163V164H56ZM71 163V164H70ZM80 163V164H79ZM85 163H86V165H85ZM101 163V164H100ZM108 163V164H107ZM127 163V164H126ZM130 163V164H129ZM157 163V164H156ZM162 163H164L163 165H162ZM28 164V165H27ZM64 164V165H63ZM82 164V166H80ZM100 164V165H99ZM106 165V166H104V165ZM132 164V165H131ZM154 164V165H153ZM183 164V165H182ZM191 164V165H190ZM14 165L16 166V169H14L15 167H14ZM69 165V166H68ZM128 165H130L131 166V168H130V166L128 167ZM139 165V166H138ZM140 165H141V167H140ZM190 165V166H189ZM22 166H23V168H22ZM24 166H27L26 168L24 167ZM52 166H53V168H52ZM60 166L62 167V169L60 168ZM66 166V167H65ZM137 166V167H136ZM159 166V167H158ZM169 166V168H168V170H166L165 168L166 167H168ZM181 166H183V168L181 167ZM86 167V168H85ZM144 167V168H143ZM145 167H147V168H145ZM150 167V168H149ZM164 167V168H163ZM180 167H181V169H180ZM187 167V168H186ZM188 167H191V169L188 171ZM31 168V167H30ZM74 168V169H73ZM93 168V169H92ZM134 168V169H133ZM136 168V169H135ZM158 168V169H157ZM22 169L24 170V171H22ZM64 169V170H63ZM68 169V170H67ZM71 169H72V171H71ZM80 169V170H79ZM91 169V170H90ZM117 169H118V171H117ZM121 169V170H120ZM123 169V170H122ZM144 169H145V171H144ZM146 169H149V170H146ZM157 169V170H156ZM180 169V170H179ZM30 170V169H29ZM85 170V171H84ZM134 170V171H133ZM142 170V171H141ZM152 170H154V171H152ZM156 170V171H155ZM165 170V171H164ZM170 170V171H169ZM185 170V171H184ZM17 171H19V172H17ZM68 171H70V172H68ZM75 171V172H74ZM87 171V172H86ZM98 171V172H97ZM129 171V172H128ZM150 171V172H149ZM23 172V173H22ZM106 172V173H105ZM108 172V173H107ZM113 172V173H112ZM126 172H128L127 174H126ZM132 172H134V173H132ZM149 172V173H148ZM156 172V173H155ZM160 172H161V174H160ZM186 172V173H185ZM192 172V171H191ZM191 172H189V173H191ZM82 173L83 174H85L87 177H85L84 175H82ZM87 173V174H86ZM95 173V174H94ZM97 173H99V174H97ZM130 173H131V176H130ZM135 173H137V174H135ZM141 173H143V174H141ZM19 174V175H18ZM74 174V175H73ZM109 174V175H108ZM112 174H114V175H112ZM124 174V175H123ZM156 176H155V175ZM160 174V175H159ZM179 175L178 177H177V175ZM183 175V177L184 178H182V180L180 179V177ZM185 174L187 175V177H185ZM25 175H26V173H25ZM66 175V176H65ZM82 175V176H81ZM99 175V176H98ZM108 175V176H107ZM111 175H112V177H111ZM128 175V176H127ZM134 175H136L138 178H139V180H138V182H137V177L136 176H134ZM139 175V176H138ZM146 175H147V177H146ZM150 175V176H149ZM73 176V177H72ZM91 176V177H90ZM106 176H107V178H106ZM121 176H123L122 178H121ZM134 177V178H136V179H132V178H127V177ZM141 176H142V178H141ZM166 176V178H164ZM84 177V179H86L87 178V180L86 181H81V179ZM93 177L95 178V179H97L98 177V179H97V181H95L94 179H93ZM103 177V178H102ZM120 177V179L119 180H117L118 178ZM151 177V178H150ZM159 177V178H158ZM77 178V179H76ZM109 178V179H108ZM127 178V179H126ZM141 178V179H140ZM144 178H146V179H144ZM172 178V179H171ZM179 178V179H178ZM185 178H186V180H185ZM22 179V180H21ZM64 181H63V180ZM71 179V180H70ZM143 179V180H142ZM175 179V180H174ZM70 180V181H69ZM74 182H73V181ZM77 180V182L76 183H78L79 182V184H77L76 185V183H75V181ZM102 180H103V182H102ZM107 180V181H106ZM112 180V181H111ZM115 180V181H114ZM121 180H123V181H121ZM132 180H134V181H132ZM88 181H90V183H88ZM99 181H101V182H99ZM106 183H105V182ZM109 181V182H108ZM116 181H118V182H116ZM121 181V182H120ZM125 181V182H124ZM126 181H128L127 183H129V184H126ZM147 181V182H146ZM149 181H150V183H149ZM178 181H179V183H178ZM184 181H186V182H184ZM9 182V183H8ZM83 182L85 183V184H83ZM98 182V183H97ZM71 183V184H70ZM75 183V184H74ZM82 183V185H83V187H85V189L84 188H82V186L80 185ZM119 183H122V185L121 184H119ZM123 183H124V185H123ZM131 183H132V185H133V187H135V188H133V190L131 189L132 188V185H131ZM137 183V184H136ZM148 183V184H147ZM178 183V184H177ZM10 184V185H9ZM57 184V185H56ZM97 184V185H96ZM103 184V185H102ZM119 184V185H118ZM181 184H182V186H181ZM185 184H186V186H185ZM24 185V186H23ZM56 185V186H55ZM91 185V186H90ZM94 185V186H93ZM121 185V186H120ZM148 185V186H147ZM76 186V187H75ZM97 186V187H96ZM99 186V187H98ZM110 186V187H109ZM128 186V187H127ZM130 186H131V188H130ZM151 186H153L152 187V189H151ZM171 186V189L169 188ZM178 186V187H177ZM63 187V188H62ZM71 187V188H70ZM77 187H79V189L77 188ZM89 187H91V189L89 188ZM93 187V188H92ZM120 187H123L122 188V190H121V188ZM125 187V188H124ZM188 188V190H187V188ZM50 190H49V189ZM52 188V189H51ZM56 188V189H55ZM84 189V192H83V190L82 189ZM95 188V189H94ZM102 188V189H101ZM107 190H106V189ZM120 188V189H119ZM130 188V189H129ZM157 188V189H156ZM180 188H185L183 191H181L182 189H180ZM55 189V190H54ZM94 189V190H93ZM146 189V190H145ZM50 192H52V193H50ZM52 190V191H51ZM60 192H59V191ZM62 190V191H61ZM65 190H67V192H65ZM82 190V191H81ZM88 190V191H87ZM150 190V191H149ZM164 190H165V192H164ZM169 190H171V191H169ZM187 190V191H186ZM191 190V191H190ZM26 191V190H25ZM24 191V192H25ZM54 191V192H53ZM56 191V192H55ZM95 191V192H94ZM97 191V192H96ZM105 191V192H104ZM108 191H109V193H110V191H111V193L109 194L108 193ZM122 191H123V193H122ZM137 191H138V193L139 194H137ZM143 191V192H142ZM146 191V192H145ZM191 193H193V194H190V192ZM48 192H49V195H48ZM81 192H83L82 194H81ZM90 192V193H89ZM92 192V193H91ZM93 192H94V194H93ZM131 192V194H129ZM142 192V193H141ZM156 192V193H155ZM180 192V193H179ZM55 193H57L58 195H60V196H58V195H56V197L54 198V196H55ZM60 193V194H59ZM76 193V194H75ZM102 193H103V196L105 197H103L102 196ZM104 193H105V195H104ZM125 193H127V194H125ZM143 193H145V194H143ZM166 193V194H165ZM170 193V194H169ZM176 193V194H175ZM188 193V194H187ZM53 194V195H52ZM83 194H87L86 195V198L87 199H83V198H85V197H82L81 195H83ZM98 194V195H97ZM121 194V195H120ZM165 194V195H164ZM178 194H179V196H178ZM183 194V195H182ZM50 195L52 196V198L50 197ZM94 195V196H93ZM99 195H100V197H99ZM120 195V196H119ZM127 195H130L129 197H125V196H127ZM134 195V196H133ZM144 195H146L145 197H144ZM172 195V196H171ZM195 195V196H194ZM197 195V196H196ZM49 196V197H48ZM68 196V197H67ZM92 196V197H91ZM96 196V197H95ZM102 196V197H101ZM134 197V199H133V197ZM161 196V197H160ZM173 196L175 197V200H174V198H173ZM60 197V198H59ZM64 197V199H61V198H63ZM91 197V198H90ZM94 197V198H93ZM147 197V199L145 200V198ZM178 197H179V199H178ZM182 197V198H181ZM184 197V198H183ZM54 198V199H53ZM102 198H104V199H102ZM167 198V199H166ZM46 199V200H45ZM57 199V200H56ZM66 199V200H65ZM75 199V200H74ZM95 199H97V200H95ZM100 199V200H99ZM102 199V200H101ZM121 199V200H120ZM143 199V200H142ZM167 200V201H165L164 202V200ZM172 199V200H171ZM176 199L178 200V201H176ZM54 200V201H53ZM77 200V201H76ZM83 200H86L87 202H85L84 203V201ZM113 200H115V201H113ZM130 202H129V201ZM148 200V201H147ZM152 200V201H151ZM197 201V204H196V201ZM46 201H47V203H46ZM49 201L52 203L53 202V205L51 204L50 206H51V208H50V206L49 207H47V205H49ZM60 201V202H59ZM64 201V202H63ZM66 201V202H65ZM102 201V202H101ZM122 201H123V203H122ZM126 201V202H125ZM136 201V202H135ZM184 201V202H183ZM195 203H194V202ZM16 202V201H15ZM43 202H44V204H43ZM57 202V203H56ZM59 202V203H58ZM62 202V203H61ZM69 202V203H68ZM72 202V203H71ZM75 202V203H74ZM83 205V203L85 204V206L87 207L86 208V210H85V208H83L82 207V205H80V203ZM122 203V204H125L126 203V205L129 203V205H127L126 207H128V209H130V208H132V209H130V210H132V212H130V210H126L127 208L126 207H123V205L122 204H120V203ZM141 202V203H140ZM200 202V203H199ZM41 203V204H40ZM117 203V204H116ZM147 206H145L144 204ZM167 203H168V205H167ZM47 204V205H46ZM60 204V205H59ZM63 204V205H62ZM160 204V205H159ZM179 204V205H178ZM182 204V205H181ZM31 205H33V206H31ZM44 207H43V206ZM114 205V206H113ZM119 205H121V206H119ZM131 205V206H130ZM134 205V206H133ZM140 205H142V206H140ZM159 205V206H158ZM186 207H185V206ZM260 205L262 206L263 204H259L258 206L256 205L255 207H254V211L258 208V207H260ZM23 208H22V207ZM26 206H28V207H26ZM35 206H37V208H38V211L36 210L37 208L35 207ZM40 206V207H39ZM52 206H53V208H52ZM56 206V207H55ZM65 206V207H64ZM79 206H81V207H79ZM121 207V209L119 208V207ZM125 206V205H124ZM130 206V207H129ZM179 206H183V207H179ZM188 206V207H187ZM14 207V208H13ZM35 207V208H34ZM43 207V208H42ZM47 207V208H46ZM95 207V208H94ZM115 207H117L118 208V214L116 215V219H113V221L111 220H108V219H110V215H109V213H107V215H106V211H110V210H114V208ZM141 207V208H140ZM163 207V208H162ZM166 207V208H165ZM193 207H195L197 210H195V208H193ZM22 208V209H21ZM29 208V209H28ZM42 208V209H41ZM57 208V209H56ZM67 208V209H66ZM124 208V209H123ZM146 209L148 212H146V210H143V209ZM180 208H182L183 210L185 209V210H187V211H185L186 213L184 214V211L182 210V209H180ZM187 208V209H186ZM10 209H8V210H10ZM18 210V212H15V210ZM26 209H28V211L29 212H27V210ZM33 209H35V210H33ZM45 209L47 210H49L48 212H50V214L47 212V211H45ZM54 209H56V210H53ZM68 209H69V211H68ZM71 209V210H70ZM80 209H83V211L85 210V212L87 211L88 212V215L85 213V216L86 217H88V219H89V217H91V215H92V217L90 218L91 220L89 221L88 220V226L86 225V228H88L89 230V232H87V234H88V236L86 237V239H88V240H91V241H88V240H86L85 239V241L84 240H82V239H84L85 238V236L84 237H82L83 236V234H82V229H81V227H80V225L78 224V223H80L79 222V214H80V212L78 213V211L80 210ZM91 209H92V211H91ZM94 209V210H93ZM99 209V210H98ZM110 209V210H109ZM149 209H150V215H149ZM172 209V210H171ZM175 209V210H174ZM10 210V211H11ZM16 210V211H17ZM58 210H60L59 211V213H61V211H62V213L60 214V216H62L63 214V216L62 217H64V218H66V219H63L62 217H60V216H58ZM67 210V211H66ZM112 210V211H113ZM125 210V211H124ZM136 210V211H135ZM170 212H169V211ZM22 211H26V212H24V213H22ZM53 211V212H52ZM55 211L57 212V214L55 213ZM80 211H82V210H80ZM104 211V212H103ZM127 211V213H126V216H125V213L124 212H126ZM143 211V212H142ZM197 211V212H196ZM21 212V213H20ZM30 212H32V214H30ZM37 212L38 213H40V214H37ZM90 212H92V213H90ZM99 212V213H98ZM138 212V213H137ZM144 212L145 213H148V217H147V214H145L144 215ZM194 212V213H193ZM15 213H17V214H15ZM27 213V214H26ZM29 213V214H28ZM47 213V214H46ZM52 213V214H51ZM77 213V214H76ZM95 213V214H94ZM97 213V214H96ZM101 213V214H100ZM111 213V212H110ZM142 213V214H141ZM172 213V214H171ZM252 213H253V211H252ZM252 213H251V215H252ZM26 214V215H25ZM37 214V216H35ZM45 214V215H44ZM69 214V215H68ZM73 214V215H72ZM94 214V215H93ZM122 214V215H121ZM152 214V215H151ZM157 214H158V216H157ZM167 214V215H166ZM197 214V215H196ZM46 215H48V218L50 219L49 220V222H48V220H47V218L45 219V217H46ZM51 215H57L58 216V218L57 217H55V218H53ZM77 215V216H76ZM128 215H129V217H128ZM143 215V216H142ZM172 215V216H171ZM190 215H191V217H190ZM193 215V216H192ZM24 216H32L31 218L29 217H25V219H24ZM35 216V217H34ZM41 216V217H40ZM67 216V217H66ZM72 216V218L70 219L69 217H71ZM74 216H76L75 218H74ZM104 216V217H103ZM146 216V217H145ZM154 218L153 220H152V217ZM187 216H189V217H187ZM196 216V217H195ZM9 217H11V219L9 218ZM36 217L38 218V219H36ZM41 219H40V218ZM52 217V218H51ZM132 218V219H129V218ZM135 217V218H134ZM142 217V218H141ZM158 217H160V218H158ZM170 217H172V219H170V221H169V218ZM23 220H22V219ZM62 218V219H61ZM96 218V219H95ZM102 220V218H105V220L103 221H101L100 219ZM124 218V219H123ZM127 218V219H126ZM139 218V219H138ZM151 219L152 220V222H151V225L149 224V226L147 227L146 226V224L147 223H150V221H149V219ZM53 219H55V221L53 220ZM65 220V221H62V222H60L61 220ZM77 219V220H76ZM94 219H95V222H96V225H97V223H98V225L96 226H94V228L95 229H92V223H93V221H94ZM134 219L136 220V221H134ZM143 219V220H142ZM192 219V220H191ZM196 219V220H195ZM27 220H28V223H27ZM30 220H31V222H30ZM36 220V221H35ZM60 220V221H59ZM73 220V221H72ZM97 220V221H96ZM128 220V221H127ZM132 220V221H131ZM156 220V221H155ZM181 220V221H180ZM200 220H202V221H200ZM7 221V222H6ZM21 221L23 222H26V224L24 223V227L25 228H23L22 227V225H23V223H21ZM35 221V222H34ZM38 221V222H37ZM43 221V222H42ZM51 221V222H50ZM57 221V222H56ZM67 221H68V223H67ZM78 221V222H77ZM116 223H115V222ZM123 221V222H122ZM130 221V222H129ZM140 221V222H139ZM188 221V222H187ZM201 223H200V222ZM211 221V220H210ZM5 222L6 223H8V225L7 224H5ZM33 222L36 224H33ZM42 222V223H41ZM56 222V224L55 225H53L54 223ZM60 222V223H59ZM69 222H70V224H69ZM114 223L115 224V226H114V224H112V223ZM119 222V223H118ZM131 222H135L134 224H135V226H133V223H131ZM138 222H139V224H138ZM146 222V223H145ZM156 222H158V223H156ZM170 222V223H169ZM191 222V223H190ZM204 222V221H203ZM212 222H214V223H216L217 225L218 224H220V223H218V221L215 219V220H213L212 219ZM18 223L20 224V228L18 227L19 225H18ZM40 223V224H39ZM46 223V224H45ZM49 223H51V225L49 224ZM73 223V224H72ZM75 223V224H74ZM77 223V224H76ZM101 223V225L103 226H99V224ZM123 223H125V224H123ZM127 223H129V224H127ZM131 223V224H130ZM172 223V224H171ZM174 223V224H173ZM14 224H16V225H18V226H14ZM31 224H33V225H31ZM45 227H43L42 225ZM59 224H65L62 228L63 229H61V227H60V225L58 226ZM67 224H69L68 226H70V227H68V228H71L72 227V229L74 228V230L72 231V229H71V231H70V229H67ZM71 224L73 225V226H71ZM95 224V223H94ZM121 224V225H120ZM138 224V225H137ZM154 224H156V225H154ZM30 226L31 225V227L32 228H34V230H32V228H31V230L29 229V227H26V226ZM35 225V226H34ZM38 225H40V226H38ZM49 225V226H48ZM54 227H53V226ZM76 225V226H75ZM117 225V226H116ZM132 225V226H131ZM148 225V224H147ZM152 225H154V226H152ZM182 225V226H181ZM41 229V231H39V228ZM51 226V227H50ZM113 226H114V228H113ZM130 226V227H129ZM138 226H140V229H138L139 227ZM152 226V227H151ZM171 226V227H170ZM176 226V227H175ZM208 227V229L206 228V227ZM0 227V228H1ZM53 227V228H52ZM56 227H58L59 229H57ZM75 227H79V229L78 228H75ZM101 227V231L103 232H101L100 231V228ZM116 227H119V228H116ZM124 227V228H123ZM132 227V228H131ZM201 227H203V229H201ZM205 227V228H204ZM242 227V228H241ZM15 228V229H16ZM27 228V229H26ZM35 228H37L38 229V231H37V229L35 230ZM123 228V230H124V232H123V230L121 231V229ZM136 228H137V230H136ZM141 228H143V229H145V230H141ZM148 228H149V230L152 228V229H154V230H152V231H149L148 230ZM21 229H23V231H24V233H23V231L21 232L22 234H19V231ZM43 229V230H42ZM48 229V230H47ZM54 229V230H53ZM55 229L57 230V231H59L60 229L63 231H61V232H58L59 234H55ZM67 229V230H66ZM113 229V230H112ZM135 229V230H134ZM204 229H207V231L206 230H204ZM7 230V231H6ZM47 230V231H46ZM80 230V231H79ZM87 230V229H86ZM99 230V231H98ZM105 230V231H104ZM118 232H117V231ZM134 230V231H133ZM142 232H141V231ZM177 230V231H176ZM186 230V231H185ZM203 231V233L205 232V233H207L208 231V233L205 235V233L203 234L202 233V231ZM3 231H6V232H12V233H10V234H7V233H5V232H3ZM27 231H30V233L29 232H27ZM31 231H32V234H31ZM37 231V232H36ZM45 232L44 234H42L43 232ZM49 231V232H48ZM52 231V232H51ZM57 231H56V233H57ZM65 231V232H64ZM67 231H69V233H70V235H68V232ZM132 231V232H131ZM149 231V232H148ZM156 231V232H155ZM25 232L27 233V234H25ZM38 232H42L41 234L40 233H38ZM46 232H48V233H46ZM115 232H117V233H115ZM125 232H127V233H125ZM136 232V233H135ZM146 232V233H145ZM150 232H152V233H150ZM154 232H155V235H154ZM37 233H38V237H35V235H37ZM52 233V234H51ZM61 233V234H60ZM64 233V234H63ZM71 233H73V235L71 234ZM83 233H85L84 231H83ZM100 234V236H99V234ZM102 233V234H101ZM115 233V234H114ZM129 233V234H128ZM150 233V234H149ZM198 233V234H197ZM200 233V234H199ZM24 234V235H23ZM49 235L48 237H47V235ZM53 234H55V235H59L58 236V240L57 241H55L56 240V237L57 236H55V235H53ZM66 234H67V236H66ZM76 234V236H74ZM86 234V235H87ZM98 234V235H97ZM105 234V235H104ZM116 234H118V235H116ZM127 234V235H126ZM136 234V235H135ZM174 234V235H173ZM195 234V235H194ZM208 234H209V236H208ZM211 234V235H210ZM8 235V236H7ZM17 235H18V237H17ZM28 237H26V236ZM41 235H42V237H41ZM62 235V236H61ZM82 235V236H81ZM85 235V234H84ZM126 237H125V236ZM133 235V236H132ZM146 235V236H145ZM154 235V236H153ZM159 235V236H158ZM185 236V238H183L184 236ZM204 235L206 236V237H204ZM14 236V237H13ZM21 236V237H20ZM50 236H51V238H50ZM96 236V237H95ZM98 236H99V238H98ZM122 236V237H121ZM134 236H135V238H134ZM151 236V237H150ZM165 236V237H164ZM176 236V237H175ZM178 236V237H177ZM183 236V237H182ZM190 236H192V237H190ZM15 237H17V238H15ZM41 237V238H40ZM44 237L47 239H45L44 240ZM60 237V238H59ZM64 237V238H63ZM77 237H80V239L79 238H77ZM92 237H94V238H92ZM103 237V238H102ZM108 237V238H107ZM124 237V238H123ZM138 239H137V238ZM148 237H150L149 239L150 240H152V241H150L149 239H147ZM153 237V238H152ZM156 237V239H154ZM166 237H167V239H166ZM173 237H175L174 239H173ZM179 237H181V239L179 238ZM208 237H210V239L208 238ZM12 238H14L13 240H12ZM18 238H20L19 240H17ZM33 238H34V240H35V238L37 239L36 241H34L33 240ZM52 238H54V239H52ZM71 238V239H70ZM73 238V239H72ZM74 238H75V240H74ZM118 238V239H117ZM131 238H132V240H131ZM146 238V239H145ZM171 238V239H170ZM188 238V239H187ZM206 238V239H205ZM237 238V239H236ZM42 239V240H41ZM67 239V241H69L70 242V240H73V241H71L70 243L69 242H65L64 243V241ZM69 239V240H68ZM76 239H79V241L77 240L76 241ZM103 239V240H102ZM108 239V240H107ZM110 239H111V241H110ZM113 239V240H112ZM124 239V240H123ZM126 239V240H125ZM170 239V240H169ZM203 239V240H202ZM234 239H236V241L234 240ZM16 240V241H15ZM23 240H24V243H23ZM27 240H29L28 242H26ZM54 240V241H53ZM64 240V241H63ZM81 240L82 241H84V242H81ZM94 240V241H93ZM100 240V241H99ZM101 240H102V242H101ZM120 240L122 241V242H120ZM198 240V241H197ZM206 240L208 241V242H206ZM2 241H4V242H2ZM17 241H19V243L17 242ZM21 241V242H20ZM44 241V242H43ZM49 241H51V242H49V244H48V242ZM63 242V243H61V245L62 246H60V243H58V242ZM100 243H98V242ZM117 241V242H116ZM124 241V242H123ZM130 241V242H129ZM132 241V242H131ZM139 241H141V242H139ZM148 241H150V242H148ZM165 241H166V243H165ZM191 241L192 242V246H193V248H191V249H188L189 247L187 246L188 244L187 243H189V242ZM200 241H202V242H200ZM205 243H204V242ZM2 242V243H1ZM6 242H7V245H6ZM91 244H90V243ZM97 244V246L96 245H94L95 243ZM111 242V243H110ZM128 242H129V244L130 245H127L128 244ZM135 242V244H132V243H134ZM148 242V243H147ZM168 242V243H167ZM196 242V243H195ZM16 243V244H15ZM17 243H18V245H17ZM21 243V244H20ZM43 243H44V247L43 246H41V245H43ZM54 243H56V244H54ZM81 243V244H80ZM89 243V244H88ZM93 243V244H92ZM101 243L103 244V245H106V246H104V247H102L103 245H101ZM120 243H123L122 244V246L123 245H125V247L123 246V248H122V246L120 245ZM125 243V244H124ZM140 243V244H139ZM142 243H144V244H142ZM150 243V244H149ZM194 243H195V245H194ZM198 243V244H197ZM209 243V244H208ZM68 244H70V245H68ZM85 244V245H84ZM107 244H109V245H107ZM147 244V245H146ZM169 244V245H168ZM177 244H178V246H177ZM181 244V245H180ZM187 244V245H186ZM35 246V248H34V246ZM47 245V246H46ZM55 245H58V246H55ZM63 245H65V246H63ZM91 245H92V248H94V247H96V249L94 250V251H98V254L96 255V253L94 254V252L91 250V249H89V248H91ZM98 245H101L100 247V249H98L99 247H98ZM128 247H127V246ZM132 245H134V246H132ZM136 245V246H135ZM138 245V246H137ZM142 245V246H141ZM143 245H144V247L145 246H147V248L145 247H143ZM149 245V246H148ZM156 245V246H155ZM164 245V246H163ZM204 245V247H202ZM208 245V246H207ZM46 246V247H45ZM54 246V247H53ZM80 247V249H78L77 247ZM83 246V247H82ZM85 246V247H84ZM131 246H132V248H131ZM150 246H152V247H154L155 249H153V248H151ZM166 246V247H165ZM200 246V248L201 249H198V247ZM213 246V247H212ZM233 246H234V248H233ZM3 247V248H2ZM38 247V248H37ZM58 247H60V248H62V250H63V252L61 251V249H59ZM84 249H82V248ZM148 247H149V250H148ZM178 247V248H177ZM217 247V248H216ZM238 247V248H237ZM48 248V249H47ZM78 250H76V249ZM115 250H114V249ZM124 250V248H126V249H128V250H126L125 249V251H123L122 249ZM160 248V249H159ZM165 248V249H164ZM166 248H168V249H166ZM241 248V249H240ZM46 249V250H45ZM77 251H75V250ZM137 251H136V250ZM141 251L142 249H143V253L144 254H141L142 253V251H141V253H140V251ZM146 249V250H145ZM151 249V250H150ZM153 249V250H152ZM178 249H180V250H178ZM193 249H194V251H193ZM240 250V251H238V252H236V250ZM55 250H57V251H55ZM59 250V251H58ZM88 252H87V251ZM108 250L110 251V253L108 252ZM134 250V251H133ZM149 252H148V251ZM159 250V251H158ZM160 250H163V252H161ZM192 250V251H191ZM200 252H199V251ZM217 250H219V251H217ZM53 251H55V252H53ZM117 251V252H116ZM138 251H139V253H138ZM156 251V252H155ZM164 251H165V253H164ZM180 251H183V252H180ZM188 251H190L189 253H188ZM224 251V252H223ZM76 252V255L75 254H73V253H75ZM80 252V253H79ZM84 252V253H85ZM93 252V254H91ZM108 253V256H106L107 255V253ZM134 252V253H133ZM151 252H154V253H151ZM160 253V254H158V253ZM169 252H172V253H169ZM173 252H175L174 253V255H173ZM227 252H228V254H227ZM239 252H241V254L239 253ZM105 253V256H103V254ZM112 253H113V257H114V259H118L117 260V262H116V260H114V259H112V258H110L111 256H112ZM120 253V254H119ZM127 253H128V255H127ZM148 253H149V257H147L148 256ZM150 253L152 254V256L150 255ZM183 253V255H182V257H181V255L180 254H182ZM196 253V254H195ZM199 253V254H198ZM210 253V254H209ZM88 254H90V255H88ZM115 254V255H114ZM127 256H126V255ZM130 254V255H129ZM138 254V255H137ZM147 254V255H146ZM227 254V255H226ZM229 254H231V255H229ZM74 255V256H73ZM78 255V256H77ZM111 255V256H110ZM124 255H125V257H124ZM140 255V256H139ZM158 255V256H157ZM162 255V256H161ZM235 257H234V256ZM240 255H242V256H240ZM77 256V257H76ZM79 256H80V258H79ZM100 256V257H99ZM103 256V257H102ZM121 256L123 257V258H121ZM133 256H135V257H133ZM137 256V257H136ZM146 256V257H145ZM159 256H160V261H157V259L159 260ZM163 256L165 257V258H163ZM175 256V257H174ZM184 256V257H183ZM190 256V257H189ZM219 256V257H218ZM229 256L230 257H232V258H229ZM98 257V258H97ZM126 257L128 258V260L130 259V260H133V261H127V259H126ZM143 257V258H142ZM147 258V259H145V258ZM187 258V260H186V258ZM244 259V261H243V259ZM73 258H78L79 260H75V259H73ZM121 258V259H120ZM141 258V259H140ZM148 258H150V259H148ZM168 258V259H167ZM173 260H172V259ZM180 258V259H179ZM191 258L193 259V260H191ZM258 258H262V260H263V262L262 261H258L259 259ZM66 259V260H65ZM106 259V261H104ZM110 261H109V260ZM111 259H112V261H111ZM138 261H137V260ZM155 261H154V260ZM163 259V260H162ZM183 259H184V261H183ZM201 259V260H200ZM223 259V260H222ZM236 261H235V260ZM258 259V260H257ZM74 260H75V262H74ZM97 260V261H96ZM162 260V261H161ZM166 260V261H165ZM230 260H231V262H230ZM66 261V262H65ZM136 261V262H135ZM144 261V262H143ZM152 261V262H151ZM174 261V262H173ZM178 261V262H177ZM190 263H189V262ZM228 261V262H227ZM233 261V262H232ZM65 262V263H64ZM70 262V263H69ZM74 262V263H73ZM93 262V260H91V263ZM97 262V263H96ZM160 262V263H159ZM165 262V263H164ZM171 262V263H170ZM200 262H202V263H200ZM242 262V263H241ZM90 263V264H91ZM101 263V264H102ZM125 263H123V264H125ZM236 263H234V264H236ZM87 264H89V263H87ZM93 264V263H92Z\"/></svg>",
    "mask_w": 264,
    "mask_h": 264
},
{
    "label": "bare ground",
    "instance_id": "2",
    "mask_svg": "<svg viewBox=\"0 0 264 264\" xmlns=\"http://www.w3.org/2000/svg\"><path fill=\"white\" fill-rule=\"evenodd\" d=\"M21 1V0H20ZM27 1V0H26ZM29 1V0H28ZM44 1H46L47 3H49L50 1H52V0H44ZM54 2H50L51 4H54V5H58V3H59V1L60 0H56V2H55V0H53ZM62 1V3H64L63 2V0H61ZM65 1V0H64ZM71 1H74V0H71ZM78 1H80V0H78ZM85 1V0H84ZM83 1V2H84ZM104 1V0H103ZM103 1H99V3L100 2H103ZM108 1V0H107ZM116 0H114V2H115ZM119 1V0H118ZM122 1H126V0H122ZM131 1V0H130ZM130 1L128 0V2L130 3ZM135 1V0H134ZM133 0H132V2L130 3V4H128V6H127V8H125V9H127L128 10V12H129V14H131V9H133L132 7L133 6H129V5H132V4H134L135 5V3L137 4V3H139L140 5L141 4H146V2H147V0H136L135 2H134ZM154 0H152V2H153ZM157 3L159 2V5L158 6H160V10H157V9H159V8H157L156 10L157 11H159L160 12V14H159V17H158V19H157V21L156 20H153V22L154 21H156L154 24H156L155 26H157V28H158V30H160L159 32H158V30H157V32H158V34H157V32L154 30V28H152V27H154L153 25V22L151 21V25L148 23V22H150L149 20H147V22L145 21H141L142 22V24L143 25H147V23L149 24V26L148 27H151L153 30L152 31H150L151 30V28H148V27H144L143 28V31L141 30L142 29V27L140 28V30H138L137 29V27L138 26H136V25H138L137 23H139L140 24V22L139 21H137V20H135L132 16H133V14H131V15H129V16H131L132 18H133V21H137V23L136 22H134L135 23V25H134V27L136 26V29L138 30V31H142V32H144V31H146L145 33H147L148 34V32H149V34L148 35H151V36H149L151 39H152V32L153 31H155L154 33H156V37H159V36H161V41L160 42H155V43H153L154 42V40H152L151 42H150V44H148L147 42H143V43H146L145 44V46H141V48L142 47H145L144 49H147V50H142V52L144 53V52H146V53H149V54H153V55H156L157 54V52L159 51L158 50V48L157 47H159V46H162V48L160 49L161 50V54H162V52L163 51H165L166 50V46L167 47H169L170 48V50H171V52L172 53H174V55L173 56H171L169 59H167V58H165L164 56L161 58L160 56V54H157V56H159L158 57V59H156V56H154V58H153V55L151 54L150 56L148 55V56H146V53H142L141 52V49H139L140 50V52L142 53L141 54V56L139 55L140 53L139 52H136V50H138V48H136V50H134L135 49V47L134 46H137V44L135 45V44H133L132 42H131V44H130V39L132 38V37H128V39H126V40H129L128 42H129V45H130V47H134V49H132V50H128V49H126V50H128L129 52V54H130V52L133 54L134 53V51H135V53H138L137 55H132V57L133 56H138V58L140 57V61H138L137 60V57H134V59H136L137 60V63L138 62H140V63H138V64H141V63H143L144 61L145 62H147V60H148V62L147 63H149V61H151L152 60V58L153 59H155L154 60V63H155V61H156V63L157 64H159L158 62H161L160 64H161V67L162 68H160V66L158 67L157 66V68H159V69H161L160 71L162 72V71H166V73L165 74H167V72H172V71H175V72H178V73H180L179 71H181L180 69L182 68V69H185V67H186V69H187V71H190V72H192V75L191 76H189L190 78L189 79H191L190 80V84L192 85L193 84V89H195L196 91H197V95H198V93H199V95H198V97L201 99V102H193V103H195V104H197V105H192V107L195 109V108H198L199 109V112H198V114L201 116V115H204V117H205V115L206 114H208L209 115V113H208V111L209 110H211V109H213V110H217V109H219V110H222V112L220 111V113H223V114H221L222 116H219V117H222V118H224V119H222V124H220V125H222V126H220V131H218V130H215L214 131V137L215 136H222V142H221V146L218 144V143H214V146H212V147H210V148H212L209 152H207V149H206V153H204V154H202L201 156L202 157H200V159H199V156H196V157H198V159L197 158H195L194 159V161H193V163L191 162V164H192V167H193V170L191 169V167H188L189 169H188V171L191 169V171H189V172H191V173H189L188 172V175L190 174V177L188 178L187 177V175L185 174V177H187V182H188V179H189V182H188V188L189 189H192L193 191H194V193L195 194H204L205 195V199L203 200V198L201 199L203 202L202 203H200V205H198L196 208H199L198 209V214H201L199 217L204 221H202V220H200V221H202V223H203V225H205V222H206V225L207 226H209V227H211L210 229H211V231H212V240H211V244H213V241L216 243V245H217V243L219 244V246H225V247H228V246H231L232 247V245L233 244H239L238 242H239V240H238V242L236 241V239H234L235 241H236V243H233V241H232V238L233 237H235V235L238 237V227L240 228V226H241V224H243V222H245L249 217V220L251 219V217H252V215L255 213V211L258 209V208H260L261 207V205H260V207H258L255 211H254V207L257 205H259L260 203L261 204H263L264 205V117H262V119H263V122H262V120H260V116H259V114H257V113H254V112H256V111H258V112H261V111H263L262 109V106H264V93H262L263 91L261 90L262 89V86L260 87V85L259 84H257L256 82H258L257 80H255L256 78H255V76H256V74H254L253 75V71H252V67H251V64H252V61H254V59H256L255 60V64L257 65V73L261 76V79H263L264 80V73L262 72V70L260 69V66H259V64H258V60H257V47H258V43H259V39H260V36H261V34H262V31H263V29H264V17H263V14H262V11H264V0H255V4H257V5H253L254 3H252V4H250V1L248 2L251 6L250 7H245V6H243V8L241 7L240 8V10H237V8H238V5L237 4H241V3H243L245 0H155ZM154 1V2H155ZM243 1V2H242ZM22 2V1H21ZM25 2V1H24ZM30 2V1H29ZM43 2V1H42ZM41 2V3H42ZM65 2H67V0L65 1ZM81 3H82V1H80ZM91 2H92V4H91ZM91 2H90V0H89V4H85V6L86 7H84L85 8V10H84V12L86 11V8H87V10H89L88 12H91V8L93 7V9H94V7H96V5H97V10L99 9V11H100V7L98 8V6H99V3H97L96 4V2H98V1H95L94 2V0L92 1L91 0ZM94 2V3H93ZM108 2H110V1H108ZM113 1H112V4L114 3ZM148 2H150V0H148ZM147 2V3H148ZM152 2H150V3H152ZM153 2V3H154ZM62 3H59L60 4V6H59V8H64L66 11H67V9H68V11H70L69 9H73L74 8V6L72 5V2H71V4H70V6H68L69 5V1L67 2L68 3V5H66V7L68 6V7H70V8H65V7H63V4ZM67 3H64V4H67ZM74 3V2H73ZM85 3H87L86 1H85ZM104 3V2H103ZM111 3V2H110ZM116 3V5H117V3L118 4H120L119 2H115ZM114 3V4H115ZM122 3V2H121ZM124 3V2H123ZM245 3V2H244ZM26 4V3H25ZM34 4V3H33ZM38 4V3H37ZM43 4L45 5V2H43ZM76 4H78V2L76 3ZM84 4V3H83ZM91 4V5H90ZM96 4V5H95ZM102 4V3H101ZM105 4V6H106V3H104ZM103 4V5H104ZM124 4H127L126 2L124 3ZM124 4H121V6L122 5H124ZM156 3H154V5H155ZM30 5H31V3H30ZM34 5H36V4H34ZM42 5V4H41ZM43 5V6H44ZM56 5V7H58ZM75 5V4H74ZM79 5V4H78ZM88 5H90V6H88ZM95 5V6H94ZM102 5V6H103ZM110 5V4H109ZM149 5V4H148ZM152 5V4H151ZM157 5V4H156ZM73 6V7H72ZM79 6H83L82 4L81 5H79ZM101 6V5H100ZM101 6V7H102ZM104 6V7H105ZM118 6V5H117ZM147 6V5H146ZM239 6H241V5H239ZM30 7V6H29ZM75 7H78V6H76L75 5ZM108 8H103L104 10L106 9V11H107V9H108V14L109 15H112V17L111 18H113V16L115 15H113V14H110L111 12H110V10L114 7V6H112V5H110V6H107ZM110 7H112L110 10H109V8ZM126 7V6H125ZM129 7H131V9H130V11H129ZM135 7H136V5H135ZM134 7V8H135ZM142 7V8H141ZM141 7H136L137 9H139V8H141V9H145V8H143L144 6L143 5H141ZM151 7V6H150ZM155 7V6H154ZM263 7V8H262ZM90 8V9H89ZM115 8V7H114ZM118 8H119V6H118ZM118 8H116V9H118ZM234 8H236V9H234ZM78 9V8H77ZM73 10V12H77L76 14H78V10ZM79 9H82L83 10V8H79ZM102 9V10H103ZM116 9H114V10H116ZM124 9V8H123ZM140 9V10H141ZM154 8L152 7V10H153ZM82 10H80V11H82ZM97 10H94V11H97ZM113 10V9H112ZM120 11L122 10V8L120 7V9H119ZM146 10V9H145ZM150 10V9H149ZM149 10H148V12H149ZM155 9L153 10L154 12L156 11ZM62 11V10H61ZM120 11H116V12H113V13H117V12H119V13H121V15H124V14H122V12H120ZM125 10H123V12H124ZM133 12H134V9L132 10ZM138 11V10H137ZM147 11V10H146ZM156 11V12H157ZM11 12V11H10ZM33 12H34V10H33ZM63 12V11H62ZM73 12H71V13H73ZM87 12V13H88ZM93 12V11H92ZM104 12V11H103ZM127 12V11H126ZM135 12H136V10H135ZM134 12V13H135ZM138 12H141V11H138ZM153 12V13H154ZM155 12V13H156ZM30 13H32V12H30ZM47 13V12H46ZM65 12H63L62 14H59V15H62L63 17H64V14ZM67 13H69V12H67ZM66 13V14H67ZM82 13H83V11H82ZM86 12H85V15H88ZM125 13V12H124ZM143 13H146V12H143ZM154 13V14H155ZM74 14V13H73ZM76 14H74V15H76ZM81 14V13H80ZM84 14V13H83ZM92 14V13H91ZM97 13H94L93 15L95 16ZM107 14V13H106ZM105 14V15H106ZM140 13H138L137 15H139ZM141 14H142V12H141ZM140 14V16L142 17V18H144L143 17V15H141ZM149 14V13H148ZM147 14V15H148ZM153 14V15H154ZM68 15H70V14H67V17H68ZM74 15H71V16H73L74 17V19H75V16ZM82 15V14H81ZM80 15V16H81ZM85 15H84V17H85ZM90 15V14H89ZM100 15L102 16L103 14H102V12L100 13ZM120 14H118V16H117V18H120V16H121ZM125 15L126 16H128L126 13H125ZM137 15H135V16H137ZM156 15V14H155ZM38 16V15H37ZM61 16V17H62ZM92 16V15H91ZM91 16H89V19H88V21H90L91 22ZM104 16V15H103ZM139 16V17H140ZM145 17H146V19H147V16H146V14L144 15ZM158 16V15H157ZM31 17V16H30ZM83 17V16H82ZM87 17V16H86ZM86 17H85V20H86V23H87V19H86ZM98 17H100V16H98ZM107 17H109V16H107ZM115 17H116V15H115ZM151 17H152V15H151ZM150 17V18H151ZM65 18V17H64ZM63 18V19H64ZM78 18H80L81 19V17H78ZM88 18V17H87ZM93 18V17H92ZM95 19L94 20H96V18H97V16L96 17H94ZM106 18V17H105ZM111 18H108V20L109 21H107V23L109 22L110 23V21H114L113 22V26H120V25H117V24H121V20L120 21H116L115 22V20H111ZM125 18V16H123L122 17V19H124ZM131 18V19H132ZM69 19H71V18H69ZM73 19V18H72ZM76 19H77V17H76ZM97 19H99V18H97ZM102 19H103V22L102 21H97L98 23L100 22H102V26L104 25V27H105V24H107V23H105V24H103L104 23V17H102ZM121 19V18H120ZM136 19H139L140 20V18H138V16H137V18ZM145 19V18H144ZM143 19V20H144ZM145 19V20H146ZM40 20V19H39ZM83 20V23H85V20H84V18L82 19ZM106 20H107V18H106ZM117 20H119V19H117ZM77 21V20H76ZM75 20L73 21V23L74 22H76ZM79 21V20H78ZM92 21H93V19H92ZM126 21H128L127 19L124 21V23L126 22ZM133 21H131V23L133 22ZM51 22V21H50ZM69 21H68V18H67V22L66 23H68ZM81 22V21H80ZM120 22V23H119ZM40 23V22H39ZM61 23V22H60ZM63 23V22H62ZM62 23H61V25H62ZM79 22H76V24H78ZM82 23V22H81ZM91 23H93V22H91ZM94 23H96L95 21H94ZM93 23V24H94ZM115 23V24H114ZM131 23H130V25H131ZM52 25H53V23H51ZM58 24V23H57ZM64 24H65V22H64ZM69 24H71V22L69 23ZM80 24V23H79ZM122 24H123V22H122ZM126 24H129V21H128V23H126ZM141 24V25H142ZM153 24V25H152ZM48 25H50V24H48ZM59 25V24H58ZM88 25V24H87ZM89 25H90V23H89ZM96 25V24H95ZM94 25V26H95ZM98 25H100V24H98ZM65 26H67V25H65ZM71 26L73 27L72 29H71V27H69V25L67 26V27H63V29L64 28H66V32H67V30L69 29L70 31L69 32H71V30H72V32H76V31H78V27L79 26H77L76 25V27H77V29H76V27L74 26V25H72L71 24ZM82 26V25H81ZM84 26H86V24H83V26L82 27H84ZM102 26H100V28L99 29H97V31L98 32H101V31H99V30H101V28H102ZM140 26V25H139ZM46 27V26H45ZM90 27H93V26H90ZM90 27H86L87 28V30L90 28ZM99 27V26H98ZM97 27V28H98ZM104 27H103V30L105 31L107 28H111L110 26L108 27V26H106V29H104ZM121 27V26H120ZM120 27H118V29L120 28ZM134 27L132 28V30L134 29ZM59 28V27H58ZM68 28V29H67ZM81 28V27H80ZM85 28V27H84ZM95 28V27H94ZM116 28V27H115ZM127 28V27H126ZM147 28V30H145ZM206 28H208V30H206ZM30 29V28H29ZM39 29V28H38ZM73 29H76V31H73ZM91 29V28H90ZM89 29V30H90ZM125 29V28H124ZM136 29H134L133 31H135ZM148 29H150V30H148ZM52 30V29H51ZM51 30H49V31H51ZM82 31L84 30L85 31V29H81ZM87 30H86V33L87 34H89V32L90 31H94L93 30V28L89 31V32H87ZM96 30V29H95ZM102 30V31H103ZM113 30V29H112ZM115 30H117V29H115ZM122 30V29H121ZM120 30V31H121ZM63 31V30H62ZM64 31V32H65ZM83 31V32H84ZM96 31V32H97ZM108 31H111V30H108ZM119 31V30H118ZM129 31H130V27H129ZM129 31H127V32H129ZM25 32V31H24ZM69 32H67V34L69 33ZM71 32V33H72ZM81 32V31H80ZM75 33V34H77V35H80V36H78V37H80L81 38V34H82V36L83 35H85L83 32L82 33ZM97 32V33H98ZM107 32V31H106ZM111 32H114V31H111ZM124 32V31H123ZM125 32H126V29H125ZM12 33V32H11ZM39 33V32H38ZM91 33V32H90ZM94 34H96V36H97V33H95V32H93ZM92 33V34H93ZM104 33V32H103ZM137 33V32H136ZM135 32H134V35H133V33L130 35L129 33L127 34V35H129V36H135V34H136ZM152 33V34H151ZM67 34H65V35H67ZM75 34H73V36L75 35ZM91 34V35H92ZM102 34V33H101ZM118 34V33H117ZM124 34V33H123ZM142 34V33H141ZM161 34V35H160ZM210 34H212V35H210ZM99 35H100V33H99ZM98 35V37H100ZM103 35V34H102ZM101 35V36H102ZM109 35H110V33H109ZM108 35V36H109ZM114 35H115V33H114ZM113 35V36H114ZM120 35V34H119ZM144 35V34H143ZM147 35V36H148ZM157 35H159V36H157ZM35 36V35H34ZM69 36H70V34H69ZM88 35H85L84 37H87ZM95 36V37H96ZM112 36V35H111ZM111 36H109V37H107V38H109V40H110V37ZM140 36V35H139ZM142 36V35H141ZM155 36V35H154ZM210 36H212L213 38H211L210 40L212 41V39H213V42H212V44H210L211 46L213 45L214 46V48L213 47H211L212 48V52H213V54H212V56L213 57H211V61H213L214 59H216L215 61H213V63L214 62H216L220 67H217V68H221L219 71H223L222 73L220 72H217L216 71V66H217V64H216V66H214L215 68H213V69H215V71L214 72H212L213 74H211L212 76L214 75V74H216V72H217V78H218V76H219V78L218 79H216L218 82H221L220 80H223L224 78H225V80L226 81H228L229 82V84L228 85H226L225 83L226 82H222V85H223V83L226 85V86H222V89L220 88V86H219V89H221L220 91H221V93L220 92H218V94L215 92H212V91H214V90H212V87L211 88H209V85L206 83V81H208L209 79H210V81H211V79L213 80V78H215V75L212 77V76H210L209 75V77H207L206 75V77L205 78H209L208 80L206 79V81H204L203 80V78H204V75H203V72H204V74H210L211 72H209V69H207V67H204L205 68V70L204 69H201L202 67H200V69L203 71V72H201V70H200V72H199V69H198V71H195V70H193V69H195L196 67H197V64H199V62H200V60H198L199 58H198V54H199V50L201 51L202 50V48H204V46L202 47L201 45H204L205 44V39H207V37H210ZM57 37V36H56ZM75 37V36H74ZM73 37V38H74ZM77 37V36H76ZM84 37L83 38H81L82 40L84 39ZM95 37H94V35H93V39H92V37H89L88 36V38H91L92 40V42L93 41H95V40H99L100 38H101V40H103V38L102 37H100L99 39H95ZM97 37V38H98ZM103 37H104V35H103ZM117 37H120V36H117L116 35V40H117ZM155 37V38H156ZM71 38H72V35H71ZM88 38H85V39H87L88 40ZM123 38V37H122ZM138 38V37H137ZM137 38H136V40H137ZM148 38V37H147ZM154 38V37H153ZM76 39V38H75ZM85 39H84V41H85ZM95 39V40H94ZM105 39H106V37H105ZM113 39V38H112ZM111 39V40H112ZM119 39V38H118ZM123 39H125V38H123ZM133 39V38H132ZM140 39V38H139ZM145 39V38H144ZM9 40V39H8ZM78 40V39H77ZM80 40V39H79ZM78 40V41H79ZM100 40V41H101ZM133 40H135V39H133ZM106 41H108V40H106ZM120 41H122V39L120 40ZM204 42V44H203V42ZM211 41L209 42L208 41V43H211ZM31 42H33V40L31 41ZM83 42V41H82ZM89 43H90V41H88ZM118 42H119V40H118ZM123 42V41H122ZM127 41H126V43H128ZM139 42V41H138ZM138 42H136V43H138ZM178 42H180L179 44H180V46L182 45V47H184V51L186 52V49L188 50L187 52H188V54H183L184 53V51L180 54L181 55V59H183V60H185V58L188 60V65L190 66V68H187L188 66H187V64H186V66L184 67L183 65H185L184 64V61L182 62V60L181 59H179L178 58V56H176L177 55V49L178 48H175V45H176V43H178ZM10 43H11V41H10ZM19 43L21 44L22 42H20L19 41ZM142 43V42H141ZM192 43H195V46H193V48H192V45H194V44H192ZM93 44H95V43H93ZM113 44H114V42H113ZM112 44V46H116L117 44H115V45H113ZM125 44V43H124ZM139 44V43H138ZM152 44V45H151ZM201 44V45H200ZM24 45V44H23ZM50 45H51V42H50ZM96 45V47L98 46V44H95ZM105 45V44H104ZM107 45V44H106ZM110 45V43L108 44V46ZM126 45V44H125ZM132 45V46H131ZM142 45V44H141ZM144 45V44H143ZM148 45H150V48L151 47H153L154 49H155V47H156V49H157V51H156V54H154L153 53V51H155L153 48H147V47H149ZM154 45H155V47H154ZM157 45V46H156ZM190 45V47L192 48L191 49V51L193 50V52H194V50L196 49L197 51H195L196 53H193V52H191L190 50H189V48L190 47H188ZM197 45H200V46H197ZM101 45L99 44V47H98V49L99 48H101L102 49V47H104V46H101ZM112 46H110V47H112ZM124 48L125 47H128V45L127 46H124V45H122ZM197 46V47H196ZM209 45L207 44V48L209 49V47H208ZM106 47V46H105ZM132 47V48H133ZM138 47V46H137ZM201 49H200V48ZM66 48V47H65ZM72 48V47H71ZM83 48V47H82ZM90 48V47H89ZM106 48H109V47H106ZM115 48V47H114ZM118 50H119V45H118ZM140 48V47H139ZM160 48V47H159ZM195 48V49H194ZM206 48V49H207ZM211 48L209 49V51L211 50ZM60 49V48H59ZM69 49V48H68ZM112 49V48H111ZM111 49H110V52H112L111 51ZM123 49V48H122ZM164 49V50H163ZM213 49H214V51H213ZM62 50V49H61ZM77 50V49H76ZM105 50V49H104ZM116 50V49H115ZM120 50H121V48H120ZM151 50V51H150ZM153 50V51H152ZM167 50H169V49H167ZM58 51V50H57ZM57 51H56V53H57ZM71 51V50H70ZM75 51V50H74ZM102 51V50H101ZM109 51V50H108ZM203 51H204V49L202 50V53L200 52V54H203ZM7 52H10V50L9 51H7ZM59 52H60V50H59ZM72 52V51H71ZM90 52V51H89ZM181 52V51H180ZM189 52H191V53H193L194 55H192L191 53H190V55H189ZM197 52H198V54H197ZM206 52V51H205ZM55 53V54H56ZM134 53V54H135ZM168 53H170V51L168 52ZM207 53V52H206ZM3 54V53H2ZM4 54H5V51H4ZM55 54H53L54 55V57L56 56L57 57V54L55 55ZM72 54V53H71ZM163 54H165V53H163ZM162 54V55H163ZM167 54V53H166ZM176 54V55H175ZM208 54V53H207ZM215 54V55H214ZM52 55V56H53ZM61 55V54H60ZM97 56H98V54H96ZM103 55V54H102ZM130 55V56H131ZM144 55V57H146L145 59H144V57H142ZM195 55H197L196 56V58H194V56ZM206 55V54H205ZM59 56V55H58ZM64 56V55H63ZM106 56V55H105ZM111 56H112V54H111ZM110 55H109V57H110V63L112 62V64L111 65H115L114 63H118L117 61H119L118 59H117V57H116V59H117V61H116V59H114V63H113V61H111V60H113L112 58L113 57H115L114 56V54H113V57H111ZM127 56H128V54H127ZM126 56V57H127ZM129 56V57H130ZM193 58H191V57ZM200 56V55H199ZM202 56H204V55H202ZM214 56H215V58H214ZM65 57V56H64ZM107 57V56H106ZM123 57V56H122ZM149 57V58H148ZM210 57V56H209ZM44 58V57H43ZM50 58V57H49ZM67 58V57H66ZM84 58V57H83ZM118 58H120V57H118ZM141 58H143L142 60H141ZM148 58V59H147ZM205 58V56L203 57V60H206V59H204ZM208 58V57H207ZM47 59V58H46ZM55 59V58H54ZM58 59V58H57ZM103 59H104V57H103ZM106 59H108V58H106ZM122 59V58H121ZM124 59H125V61H126V59L127 58H125L124 57ZM129 59H131V57L129 58ZM128 59V61H130ZM133 59V58H132ZM147 59V60H146ZM151 59V60H150ZM159 59H160V61H159ZM190 59H192V62H190ZM195 59L196 60H198L197 61V63L196 64H194L196 61H195ZM202 59V58H201ZM3 60V59H2ZM59 60V59H58ZM68 60V59H67ZM66 60V61H67ZM78 60V59H77ZM100 60H102V59H100ZM136 60L134 61V62H136ZM144 60V61H143ZM158 60V61H157ZM193 60H194V63H193ZM33 61V60H32ZM46 61V60H45ZM50 61V60H49ZM54 60H52V62H53ZM57 60H55V62H56ZM64 61V60H63ZM69 61H71V60H69ZM69 61H67L68 63H71V62H69ZM103 61V60H102ZM104 61H106V60H104ZM103 61V62H104ZM153 61V60H152ZM151 61V62H152ZM202 61V60H201ZM207 61V60H206ZM2 62V61H1ZM35 62H40V61H35ZM44 62V61H43ZM51 62V61H50ZM60 62V61H59ZM74 62H75V60H74ZM92 62H94V61H92ZM91 62V63H92ZM108 64H109V62H108V60L106 61ZM106 62H104V64L106 63ZM123 62V64H118V66L117 67H119L120 68V66L121 67H123V66H126L127 65V63L126 62H124V61H122ZM121 61H120V63H122ZM132 62H133V60H132ZM204 62V61H203ZM11 63V62H10ZM9 63V64H10ZM28 63V62H27ZM34 63V62H33ZM66 63V62H65ZM81 63V62H80ZM95 63V62H94ZM106 63V64H107ZM124 63H126V65L124 64ZM136 63V64H137ZM155 63V65H153V66H156L157 64ZM202 63V62H201ZM200 63V64H201ZM205 63V62H204ZM204 63H202V64H204ZM212 63V64H213ZM15 64V63H14ZM30 64V63H29ZM32 64V63H31ZM52 64V63H51ZM54 64V63H53ZM52 64V65H53ZM61 64H62V62H61ZM78 64V63H77ZM88 64V63H87ZM87 64H86V66H87ZM100 64H103V63H101L100 62ZM108 64L106 65V66H104V68L105 67H108ZM129 64H130V62H129ZM129 64H128V66H129ZM132 64H134V63H132ZM146 64V63H145ZM200 64L198 65V66H200ZM207 64V63H206ZM211 64V65H212ZM11 65V64H10ZM26 65V64H25ZM35 65V64H34ZM38 66H39V64H37ZM60 65V64H59ZM58 65V66H59ZM63 65V64H62ZM66 65V67L68 68V69H63V67H62V69H60L61 67H57L58 69H60V70H62V72L63 71H65V73L67 72V70H69V72H67L66 74H63V77L61 76V78L58 80V81H56V80H54L53 79V77H52V79L54 80V81H52V82H54V83H56V82H59V83H63V84H65V85H63V86H61V88L63 87L64 89V91H65V93H63V90L60 88V90L62 91V96H61V98H62V100H64L65 102H64V106L66 105V103H67V105L66 106H68V104L70 105V103H71V105H73V102L72 101H77V103H75L74 105H73V107H80V106H82V103H83V101H86V103H87V105H88V109H87V111L89 112V113H91V112H96V113H94V114H97V109L101 112V110L100 109H102V112L104 113L105 112V110H104V108L105 109H107V110H110V108H111V110H112V108H113V110H117V106H118V104L117 103H120V105H121V103L122 104H124V106L122 105L121 107H125V108H127V107H129L130 106V104H129V106L128 105H125V103H128V102H126V101H124V100H119V96L120 95H116L115 94V96H114V93H115V91L113 90V85L111 86L112 87V90H111V88H110V86L109 85H111L110 83H109V85H107V80H109L110 79V77H112L113 75H111L110 77L108 76L109 75V73L108 74H106L107 76H108V78H107V76L106 75H102L103 77H101V75L100 74H98L99 76V78L101 79V81L103 80V81H105V82H101L100 81V83L98 84H96V83H94L95 81L97 82V80H98V77L97 76H95V74H91L92 72H86L85 71V74L84 73H82V74H84V75H79L77 72H79V71H81V72H83L82 70H80V68H75L76 67V62L75 63H73V64H70L73 68H75V71H74V69H71L72 67L69 65V64H65ZM68 65V66H67ZM74 65V66H73ZM123 65V66H122ZM143 65V64H142ZM209 65V64H208ZM5 66V65H4ZM7 66V65H6ZM36 66V65H35ZM44 66V65H43ZM78 67H79V65H77ZM93 66V65H92ZM99 66V65H98ZM103 66V65H102ZM110 66V65H109ZM131 67H132V65H130ZM129 66V67H130ZM134 66V65H133ZM139 66V65H138ZM138 66H136V67H138ZM1 67V66H0ZM3 67V66H2ZM55 67V66H54ZM69 67H71V68H69ZM152 67V66H151ZM6 68V67H5ZM5 68H3V69H5ZM8 68H10V67H8ZM21 68H23V66L21 67ZM25 68V67H24ZM51 68H53V67H51ZM57 68H56V70L55 71H58L57 70ZM83 68V67H82ZM101 68V67H100ZM99 68V69H100ZM126 68V69H125ZM123 70L126 72V70H128L129 68L128 67H125ZM141 68V66L140 67H138V71H143V69L141 70L140 69ZM148 68V67H147ZM157 68H155V70L157 69ZM198 68V67H197ZM197 68H196V70H197ZM209 68H210V65H209ZM12 69V68H11ZM31 69V68H30ZM40 70H38L39 72L40 71H42L41 69V67L39 68ZM50 69V68H49ZM54 69V68H53ZM71 69V70H70ZM79 69V70H78ZM90 68H88V70H89ZM109 69V68H108ZM122 69V68H121ZM133 69V68H132ZM131 69V70H132ZM159 69H157V71H159ZM164 69V70H163ZM166 69H168V70H166ZM169 69H172V70H170L169 71ZM175 69V70H174ZM189 69V70H188ZM208 70V72H207V70ZM0 70H1V68H0ZM7 69H5V71H6ZM23 70V69H22ZM24 70H26V69H24ZM78 70V71H77ZM92 70V69H91ZM94 70V69H93ZM102 70V69H101ZM104 70V69H103ZM145 70V69H144ZM177 70V71H176ZM218 70V69H217ZM2 71V70H1ZM37 71V72H38ZM44 71H45V68H44ZM48 71V70H47ZM50 71H52V70H50ZM74 71V72H73ZM77 71V72H76ZM118 71V70H117ZM130 71V70H129ZM137 71V72H138ZM146 71V70H145ZM149 71V70H148ZM148 71H146V75H147V72ZM154 71V70H153ZM152 71V72H153ZM159 71V72H160ZM193 71L195 72V73H197V75L196 74H194L193 73ZM210 71H212V70H210ZM4 72V71H3ZM2 72V73H3ZM8 72V71H7ZM33 72H34V70H33ZM53 72V71H52ZM62 72L60 73L61 75H62ZM77 74H76V73ZM94 72H95V70H94ZM99 72V71H98ZM174 72V73H175ZM182 72H185L184 70L182 71ZM189 72V73H190ZM206 72V73H205ZM1 72H0V79H2V74ZM11 73V72H10ZM49 73V72H48ZM102 73V72H101ZM126 73H128V72H126ZM131 73V72H130ZM133 73V72H132ZM157 73L158 72H156V75H154L155 77H159V75H157ZM173 73V72H172ZM177 73V74H178ZM185 73H187V72H185ZM185 73H183V74H185ZM198 73H199V76H201V75H203V78L202 77H199L198 76ZM4 74V73H3ZM35 74V73H34ZM37 74V73H36ZM55 74V73H54ZM54 74H53V76H54ZM87 74V75H86ZM104 74V73H103ZM137 74V73H136ZM136 74H135V77L137 78V76H136ZM142 74V73H141ZM141 74H139L138 75V79H140V77L142 76L143 77V75H141ZM148 74H150V73H148ZM153 74H155V73H153ZM159 74V73H158ZM162 74V73H161ZM163 74H164V72H163ZM176 74V75H177ZM191 74V73H190ZM190 74H188L187 73V76L188 75H190ZM201 74V75H200ZM22 75V74H21ZM20 74L18 75V77L19 76H21ZM57 75H58V72H57ZM90 75V76H89ZM91 75H94V77H97L96 78V80L94 81V79H93V81H90V79L89 80H87V79H85L87 76V78H89V77H91ZM123 75H125L126 76V74H124L123 73ZM123 75H120L121 77L123 76ZM131 75V74H130ZM145 74H144V77L146 76ZM168 75V74H167ZM170 75H171V73H170ZM169 75V76H170ZM172 75H175V74H172ZM180 76L182 75L181 73L179 74ZM5 77H6V75H4ZM3 76V77H4ZM10 76V75H9ZM17 76V75H16ZM48 76H49V74H48ZM60 76V75H59ZM106 76V77H105ZM124 76V77H125ZM128 76H129V74H128ZM148 76H152L153 78H154V76L153 75H147V78H148ZM164 76V75H163ZM169 76H166L165 75V77H168L169 78ZM184 76H186V74L184 75ZM186 76V77H187ZM21 77H23V75L21 76ZM20 77V78H21ZM94 77H91V80H92V78H94ZM105 77V80L103 79ZM119 77V76H118ZM121 77H120V79H121ZM124 77L122 78V79H124ZM162 77V76H161ZM171 77H173V76H170V80L172 81V79H171ZM220 77H223V79L221 78L220 79ZM7 78H8V76H7ZM20 78H18V79H20ZM45 78V77H44ZM43 78V79H44ZM58 78V77H57ZM126 78V77H125ZM129 78V77H128ZM134 78V77H133ZM153 78L152 79H150V78H148V79H146V78H143V79H146V80H148V81H154L153 80ZM168 78H166L167 80H168ZM177 78H179V77H177ZM4 79H6V78H4ZM10 79H11V77H10ZM13 79V78H12ZM14 79L16 80V78L14 77ZM13 79V80H14ZM18 79L16 80V82H19L18 81ZM46 79V78H45ZM99 79V80H100ZM113 79V83H114V78H112ZM121 79V80H122ZM154 79H158V78H154ZM160 79V78H159ZM162 79V78H161ZM165 79V78H164ZM182 79V78H181ZM188 79V80H189ZM220 79V80H219ZM49 81H50V79H48ZM98 80V81H99ZM144 81V85H148V84H145V82L146 83H148L147 81ZM163 80V79H162ZM166 80V81H167ZM175 80H177L176 78H175ZM187 80V79H186ZM215 80V79H214ZM213 80V81H214ZM3 81V80H2ZM35 81V80H34ZM48 81V82H49ZM110 81V80H109ZM118 81H119V79H118ZM123 81H125V80H123ZM126 81L127 82H129L127 79H126ZM125 81V82H126ZM132 86H133V84L135 83L134 81H137L138 83H139V91L141 92V90L140 89H142V87H145V86H142L141 87V83L138 81V80H133L132 79ZM158 81V80H157ZM164 82H165V80H163ZM173 81H174V79H173ZM210 81H209V83H210ZM7 81H5V83H6ZM10 82V81H9ZM8 82V83H9ZM15 81H13V82H11V83H13V85H14V83H16ZM21 82V81H20ZM37 82V81H36ZM51 82V81H50ZM50 82L48 83V85L50 84ZM111 82V81H110ZM125 82H121L120 81V83H121V85L122 84H124ZM137 82H136V84H137ZM159 82H160V80H159ZM158 82V83H159ZM216 82V81H215ZM214 82V83H215ZM218 82H216L217 84H218ZM1 83V82H0ZM130 83H131V81H130ZM130 83H128V84H124V86L125 85H127V87H128V85H130ZM158 83H157V85H158ZM162 83V85L164 84L163 82H161ZM179 83V82H178ZM213 83V82H212ZM215 83V84H216ZM7 84V83H6ZM17 84V83H16ZM52 84V83H51ZM154 84H155V82H154ZM154 84H151V85H149V86H151L152 87V85H154ZM165 84H166V82H165ZM174 83H172L171 84V82H170V86L171 85H173ZM211 84V83H210ZM220 84V83H219ZM218 84V85H219ZM5 85V84H4ZM18 85V84H17ZM21 86H22V84H20ZM56 85V84H55ZM54 85V87H56ZM97 85V86H96ZM116 85V84H115ZM118 85V84H117ZM142 85H143V83H142ZM156 85V84H155ZM154 85V86H155ZM156 85V86H157ZM168 85V84H167ZM168 85V86H169ZM212 85V84H211ZM218 85H215V89L216 88H218L217 86ZM259 85V86H258ZM1 86V85H0ZM12 86V85H11ZM51 86V85H50ZM95 86V87H94ZM119 86V85H118ZM123 86V85H122ZM122 86H121V90H122ZM132 86H129V87H131V89L130 90H133V89H135V84H134V88L132 87ZM161 86V85H160ZM184 86V85H183ZM214 86V85H213ZM5 87V86H4ZM17 87V86H16ZM19 87V86H18ZM49 87V86H48ZM52 87V86H51ZM59 86L57 85V88H58ZM115 87V86H114ZM164 87V89H165V86H163ZM167 87V86H166ZM3 88V87H2ZM2 88H0V90L2 89ZM8 89H9V91H10V88L9 87H7ZM97 88V89H96ZM100 88V89H99ZM107 88V89H106ZM116 88V87H115ZM123 88H126V87H123ZM133 88V89H132ZM146 88V87H145ZM154 88H156V87H154ZM153 88V89H154ZM7 89V90H8ZM46 89H47V87H46ZM50 89V88H49ZM48 89V90H49ZM56 89V88H55ZM54 89V90H55ZM96 89V90H95ZM101 89L102 90H108L109 91V89H110V91H111V93H110V95H108V94H106V93H103V92H101ZM119 89V88H118ZM150 89V88H149ZM164 89H162V90H164ZM173 89V88H172ZM178 89V88H177ZM192 89V88H191ZM218 89V90H219ZM2 90H4V88L2 89ZM7 90H5V91H7ZM11 90H12V87H11ZM13 90H18V89H13ZM12 90V91H13ZM52 90V89H51ZM50 90V91H51ZM116 90V89H115ZM120 90V91H121ZM127 90V89H126ZM130 90H128V91H130ZM136 90V89H135ZM143 90H144V88L142 89V92L141 93H139V94H137V95H140L139 97L137 96V98H139V99H141L143 96L141 95L142 93H143ZM146 90H147V88H146ZM167 90V89H166ZM165 90V91H166ZM171 90V89H170ZM212 90V91H211ZM217 90V89H216ZM49 91V92H50ZM109 91V92H110ZM114 91V92H113ZM118 91V90H117ZM134 91V90H133ZM149 91V90H148ZM148 91H144L145 93V95H149L148 93H150V91L148 92ZM156 90H154L153 91V93L155 92ZM178 91V90H177ZM180 91V90H179ZM178 91V92H179ZM182 91V90H181ZM180 91V92H181ZM189 91V90H188ZM47 92V91H46ZM57 92H59V90L58 91H55V93H57ZM101 92V93H100ZM122 92H124L123 90H122ZM161 92V91H160ZM18 93V92H17ZM51 93H52V91H51ZM121 93V92H120ZM131 93H134V92H131ZM156 93V92H155ZM154 93V94H155ZM164 93V92H163ZM54 94V93H53ZM58 94H60V93H58ZM123 94V93H122ZM152 94V93H151ZM179 94V93H178ZM3 95V94H2ZM6 95H9V94H7L6 93ZM6 95H5V97H6ZM129 95V94H128ZM172 95V94H171ZM222 95V96H221ZM118 96V97H117ZM181 96V95H180ZM187 96V95H186ZM185 96V97H186ZM4 96L3 97H1L2 98V100L4 101V98H5ZM13 97V99L15 98L14 96H11V97H9V98H6V99H9V100H11L10 98H12ZM120 97H122V96H120ZM135 97V96H134ZM141 97V98H140ZM167 97V96H166ZM168 97H169V95H168ZM0 98V99H1ZM118 100H117V99ZM122 98H125L124 97V95H123V97ZM122 98H120V99H122ZM128 98H130V97H128ZM148 98H149V96H148ZM180 98H182V97H180ZM263 98V99H262ZM13 99H12V101H13ZM127 99V98H126ZM132 99H133V97H131V99H129V100H131L132 101ZM143 99H145V98H143ZM198 99V98H197ZM238 99V104L236 103L237 101H235V100H237ZM145 100H147V99H145ZM154 100V99H153ZM183 100V99H182ZM8 101V100H7ZM139 101V100H138ZM162 101V100H161ZM180 101V100H179ZM220 101H222V105L221 104H219V102ZM78 102L80 103V105L78 106L77 104H78ZM135 102V101H134ZM134 102H131V103H133V105L131 104V107H129L130 109H134V111H135V109H139V107L138 106H136V104H134ZM170 102V101H169ZM182 102V101H181ZM7 104H8V102H6ZM10 103V102H9ZM13 103V102H12ZM11 103V104H12ZM115 103L117 104L116 106H115ZM138 103V102H137ZM160 103V102H159ZM192 104V103H191ZM99 107H98V106ZM260 105H261V108H260ZM5 106V105H4ZM96 106V107H95ZM100 106H101V108H100ZM173 106V105H172ZM259 106V107H258ZM11 108L13 107V106H10ZM70 107V106H69ZM69 107H66V108H64L65 110H67V109H69ZM90 107V108H89ZM94 107V108H93ZM103 107V108H102ZM121 107H120V111H121ZM155 107V106H154ZM254 108V110H250V109H248V108ZM91 108H93V109H95V108H97V109H95V110H90ZM118 108H119V106H118ZM122 108V111L124 112V109ZM129 108H128V111H129ZM170 108V107H169ZM204 108V109H203ZM13 109V108H12ZM70 109H71V107H70ZM69 109V111H67L66 113H68L69 115L70 114H72L73 113V111H74V109L75 108H72V110H70ZM80 109V108H79ZM79 109H78V111H79ZM14 110V109H13ZM111 110H110V113H111ZM112 110V111H113ZM140 110V109H139ZM142 110H144V109H142ZM193 110V109H192ZM215 110V111H216ZM7 111H8V109H7ZM70 111H71V113H70ZM91 111V112H90ZM98 111V112H99ZM118 111V113L120 112L119 111V109L117 110ZM116 111V112H117ZM121 111V113H123ZM134 111H131V112H129V113H133L134 114ZM137 111V110H136ZM212 111V110H211ZM218 111V110H217ZM75 112V118L74 119H76L77 120V115H79V114H81V113H79V112H77V111H74ZM101 112V113H102ZM154 112V111H153ZM194 112H196V111H194ZM210 112V111H209ZM253 112V113H252ZM10 113V112H9ZM88 113V114H89ZM108 113V112H107ZM109 113V114H110ZM136 113V112H135ZM143 113V112H142ZM164 113V112H163ZM218 113V112H217ZM263 113V112H262ZM7 114V113H6ZM124 114H125V112H124ZM133 114H132V116H133ZM155 114H156V112H155ZM219 114V113H218ZM1 115H3V112H2V114ZM0 115V116H1ZM10 115V114H9ZM87 115V114H86ZM91 115V114H90ZM111 116H112V114H110ZM118 115V114H117ZM116 115V116H117ZM119 115H123V114H119ZM143 115V114H142ZM141 114H140V116H142ZM149 115V114H148ZM147 115V116H148ZM159 114H157L156 115V117H159L158 116ZM208 115H206V117H210V115L208 116ZM215 115L217 116V114L215 113ZM256 115H258L259 117L257 118L256 117ZM71 116V115H70ZM73 116H74V113H73ZM77 116V117H76ZM80 116V115H79ZM95 116V115H94ZM130 116V115H129ZM132 116H131V118H132ZM162 116V115H161ZM184 116V115H183ZM186 116V115H185ZM195 116H197V115H195ZM13 117V116H12ZM67 117V116H66ZM88 117L89 116H87V119H88ZM91 117L92 116H90V121L92 120L91 119ZM119 117H121V116H119ZM123 117V116H122ZM134 117V120H135V116H133ZM199 117V116H198ZM213 117H215V116H213ZM6 118V117H5ZM13 118H15V117H13ZM93 118V120L92 121H94V118L95 117H92ZM100 118H102V116L100 117ZM108 118H110V117H108ZM112 118V117H111ZM115 118H117V117H115ZM127 118H129V117H127ZM130 118V119H131ZM145 118V117H144ZM170 118V117H169ZM200 118V117H199ZM1 119V118H0ZM10 119V118H9ZM9 119H7V120H9ZM12 119V118H11ZM9 120V122L11 121V124H13L14 125V123H12V121H14V120ZM88 119V120H89ZM98 119V118H97ZM113 119V118H112ZM120 119V118H119ZM218 120V118H215V120ZM114 120V119H113ZM133 120V119H132ZM132 121V122H134L135 123V121ZM140 120V119H139ZM144 120V119H143ZM146 120V119H145ZM152 120V119H151ZM151 120H148L149 122L151 121ZM171 120V119H170ZM192 120V119H191ZM198 120V119H197ZM204 120V119H203ZM260 120V121H259ZM64 121V120H63ZM68 121V120H67ZM72 121H74V120H72ZM141 121V120H140ZM172 121V120H171ZM199 121V120H198ZM205 121V120H204ZM2 122V121H1ZM5 122H6V120H5ZM5 122H4V124H5ZM42 122H45V121H42ZM41 122V123H42ZM139 122V121H138ZM142 122V121H141ZM148 122V124H151V122L149 123ZM184 122V121H183ZM200 122V121H199ZM8 121L6 122V125H7V127H9L8 126ZM17 123V122H16ZM118 123V122H117ZM119 123H121L120 121H119ZM123 123H124V121H123ZM127 123V122H126ZM211 123V122H210ZM214 123V122H213ZM131 124V123H130ZM194 124V123H193ZM122 125V124H121ZM126 125V124H125ZM131 125H133V124H131ZM139 125H142V124H139ZM144 125V124H143ZM189 125V124H188ZM42 126H43V124H42ZM56 126H58V124H56ZM107 126V124L105 125V127ZM118 126V125H117ZM124 126V125H123ZM129 126V125H128ZM127 126V127H128ZM134 126V125H133ZM132 126V127H133ZM211 126V125H210ZM209 126V127H210ZM19 127V126H18ZM17 127V128H18ZM55 126H53V128H54ZM167 127V126H166ZM190 127H191V125H190ZM201 127V126H200ZM16 128V129H17ZM58 128V127H57ZM107 128V127H106ZM129 128V127H128ZM134 128H135V126H134ZM140 128H143L142 126H140ZM139 128V129H140ZM146 128V127H145ZM155 128V127H154ZM163 128V127H162ZM47 129H49L48 127H47ZM126 129V128H125ZM190 129V128H189ZM207 129V128H206ZM215 129H217V128H215ZM19 130H21V129H19ZM57 130V129H56ZM62 130H64L65 131V129H62ZM130 130L131 129H128V132H130ZM184 130V129H183ZM211 130V129H210ZM74 131V130H73ZM76 131H78V130H76ZM75 131V132H76ZM81 131V130H80ZM108 131V130H107ZM106 131V133L109 135V131L107 132ZM124 131V130H123ZM154 131V130H153ZM152 131V132H153ZM202 131H204V130H202ZM212 131V130H211ZM16 131L15 130H13V128H12V130L11 129H7V128H4V126H2V123H0V206H4V205H11L10 207H12V205H13V203H17V202H19V203H21V204H24L25 205V203H26V205L28 204V205H30V204H34L35 202H39L43 197H44V195H45V193L47 192L46 190H47V187H48V183H49V178H50V168H48L47 166H50V165H48L47 164V162H48V156L49 155H47L46 156V159H45V156L44 157H42V159H40V158H38L39 156L38 155H41L42 153H43V151L41 150V149H39L38 147V150L39 151H37L36 150V152L37 153H39V152H41V154H34L35 153V147L33 148L32 146V148L30 147L29 148V146L31 145V144H33V143H31V142H28L29 143V146H27L28 145V143H26L27 141H25V143H24V145L25 144H27L26 146H27V148H25L26 146H24V145H22V143H20L19 142V140H18V136H15V135H17V132L15 133ZM21 132H24V131H21ZM79 132V131H78ZM85 132H86V130H85ZM125 132L126 131H124V134H125ZM132 132V131H131ZM128 133V136L130 135V134H132V133ZM136 132V131H135ZM156 132V131H155ZM153 133V134H156V133ZM158 132V131H157ZM208 132V131H207ZM213 132V131H212ZM19 133V132H18ZM25 133V132H24ZM23 133V134H24ZM134 133V132H133ZM75 134V133H74ZM76 134H77V132H76ZM123 134V135H124ZM137 134H139L138 132H137ZM152 134V133H151ZM196 134V133H195ZM21 135V134H20ZM45 135V134H44ZM70 135H72V134H70ZM135 135V134H134ZM158 135V134H157ZM24 136V135H23ZM77 136V135H76ZM110 136V135H109ZM112 136V135H111ZM143 136V135H142ZM141 136V137H142ZM28 137V136H27ZM55 136H53V138H54ZM79 137V136H78ZM127 137V136H126ZM140 137V138H141ZM155 137V136H154ZM154 137H152L153 138V140H155L156 139V137H155V139H154ZM196 137V136H195ZM207 137V136H206ZM57 139L59 138V137H56ZM107 138V137H106ZM129 138V137H128ZM131 138V137H130ZM133 138H134V136H133ZM132 138V139H133ZM136 138V137H135ZM139 138V139H140ZM201 138V137H200ZM132 139H128L129 140V142L128 143H131L130 141H132ZM137 139H138V137H137ZM207 139V138H206ZM23 140V139H22ZM81 140H83V138L81 139ZM80 140V141H81ZM125 140V139H124ZM127 140V139H126ZM135 140V139H134ZM197 140H198V138H197ZM216 140V139H215ZM21 141V140H20ZM79 141V142H80ZM113 141V140H112ZM137 141H139V140H137ZM136 141V142H137ZM201 141V140H200ZM202 141H203V139H202ZM22 142V141H21ZM105 142V141H104ZM140 142V141H139ZM142 142H143V139H142ZM142 142H140V145H141V143ZM183 142V141H182ZM190 142V141H189ZM199 141H197V143H198ZM98 143V142H97ZM109 143H110V141H109ZM144 143V142H143ZM143 143H142V145H143ZM156 143V142H155ZM205 143V142H204ZM35 144V143H34ZM58 144V143H57ZM65 144H67V143H65ZM64 144V146H66ZM79 144V143H78ZM113 143H111V145H112ZM137 144V143H136ZM158 144V143H157ZM184 144V143H183ZM192 144V143H191ZM208 143H206L205 145H207ZM36 145V144H35ZM54 145V144H53ZM56 145V144H55ZM58 145H60V144H58ZM110 145V146H111ZM115 145H116V142H115ZM138 145V144H137ZM139 145V146H140ZM62 146H63V144H62ZM68 146V147H67ZM66 146V148H67V150L68 149H70V147L71 146H74L75 147V144L74 145H71L70 147H69V145H67ZM76 146L77 147H79V145H77L76 144ZM82 146V145H81ZM95 146V145H94ZM109 146V147H110ZM118 146H119V144H118ZM121 146H123V145H121ZM129 146H131L130 144H129ZM138 146V147H139ZM145 146V145H144ZM197 146H198V144H197ZM53 147H55V146H53ZM61 147V146H60ZM98 147V146H97ZM106 147V146H105ZM105 147H104V149L103 150H106L105 149ZM143 147V146H142ZM154 147V146H153ZM152 147V148H153ZM25 148V150L24 151H26V149H33L32 150V152H33V154H32V156L34 157V159H36V158H38V159H36V161H34L33 163H32V156H31V151H30V153H29V150H27L28 151V153L30 154V157H29V162L30 163H32V165L30 164V167L27 169L26 167L27 166H24L25 168H26V170H25V172H24V177H22V179L24 180V184H25V187H24V189L26 190H24L23 191V189H20V188H16V187H9V186H7V185H4V178H5V172H6V170H7V167H9V166H13V165H11L12 163H6V161H8L9 160V158H11L10 156H11V154H13V156L15 157V154H14V152H19L18 150H22V149H24ZM64 148V147H63ZM73 148V147H72ZM112 148V147H111ZM117 148V147H116ZM123 148V147H122ZM121 148V149H122ZM126 148V146L124 145V149ZM128 148V147H127ZM132 148V147H131ZM144 148V147H143ZM157 148V147H156ZM205 148H208V147H205ZM43 149V148H42ZM54 149V151H55V148H53ZM59 149V147L57 148V152L60 150H58ZM79 149V148H78ZM77 149V150H78ZM93 149V148H92ZM118 150H120L119 148H117ZM124 149H122L121 151H123ZM137 148H135L134 147V149H133V152H136L137 150H136ZM145 149V148H144ZM154 149V148H153ZM17 150V151H16ZM44 150V149H43ZM99 150V149H98ZM111 150V149H110ZM127 150H129V152H130V150H132V149H127ZM126 149L124 150V151H126L127 152V154H129L128 153V151H127ZM136 150V151H135ZM142 150V149H141ZM140 150V152H142ZM203 150V149H202ZM23 151V150H22ZM19 152L18 154H20L21 155V157H20V155H17L18 157H20L21 158V160H19L20 162H22L23 161V163L25 164V157H26V155L27 156H29V154L27 153V152ZM70 151H71V149H70ZM73 151H74V149H73ZM91 151V150H90ZM115 151V150H114ZM113 151V152H114ZM156 151V150H155ZM154 151V152H155ZM194 149H193V153H194ZM201 151V150H200ZM5 152V155L7 156V157H9L8 159H6V157H4V155H2L3 153ZM81 152H82V150H81ZM92 152V151H91ZM97 152V151H96ZM99 152V151H98ZM105 152H107V151H105ZM117 152V151H116ZM126 152H123V153H121V154H124V153H126ZM133 152H130V154L131 153H133ZM144 152V151H143ZM147 152V151H146ZM150 152V151H149ZM22 153L23 154H26V155H22ZM67 153H69V152H67ZM72 153H74V152H72ZM75 153H77V151L75 152ZM74 153V154H75ZM79 153V152H78ZM93 153V152H92ZM109 153H110V151H109ZM137 153V152H136ZM195 153H199V151H195ZM195 153H194V155H195ZM10 154V155H9ZM44 154H46V153H43V155ZM111 154H113L112 152H111ZM120 154V153H119ZM118 154V155H119ZM135 154V153H134ZM133 154V155H134ZM139 154V153H138ZM43 155H41V156H43ZM67 156H69L70 154H66ZM73 155V154H72ZM75 155H77V154H75ZM88 154H86V156H87ZM100 155H101V153H100ZM106 155H108V154H106ZM144 155V154H143ZM142 155V156H143ZM156 156L158 155V153L157 154H155ZM154 155V156H155ZM169 155V154H168ZM186 155V154H185ZM191 155V154H190ZM2 156H3V158H2ZM38 156V157H37ZM40 156V157H41ZM74 156V155H73ZM94 156V155H93ZM98 156V155H97ZM97 156H95V158L97 157ZM113 156V155H112ZM125 155H123V157H124ZM130 156V155H129ZM137 156V155H136ZM189 156V155H188ZM13 157V158H14ZM18 157H17V159H18ZM23 157V158H22ZM57 157V156H56ZM65 157V156H64ZM74 157H76V156H74ZM78 157H79V155H78ZM92 157V156H91ZM90 157V158H91ZM103 157V156H102ZM123 157H121V158H123ZM126 157H127V155H126ZM126 157H124V158H126ZM131 157H133L132 155H131ZM139 157V156H138ZM147 156H145V158H146ZM149 157V156H148ZM147 157V158H148ZM191 157V156H190ZM13 158H11V159H13ZM19 158V159H20ZM27 158V157H26ZM31 158V159H30ZM59 158V157H58ZM62 158H63V156H62ZM66 158V157H65ZM68 158H70V157H68ZM89 158V159H90ZM94 158V157H93ZM94 158V159H95ZM99 158V157H98ZM97 158V159H98ZM113 158H115V157H113ZM130 158V157H129ZM129 158H127L126 160H128ZM144 158V157H143ZM146 158V159H147ZM153 158H155V157H153ZM157 158V157H156ZM155 158V159H156ZM162 158V157H161ZM165 158V157H164ZM193 158V157H192ZM5 160V163L6 164H4L3 162H4V160ZM60 159V158H59ZM71 159V158H70ZM72 159H73V157H72ZM76 160H78L77 158H75ZM96 159V160H97ZM102 159V158H101ZM103 159H104V157H103ZM116 159V158H115ZM133 159H134V157H133ZM140 159V158H139ZM138 159V161H140ZM177 159V161H178V158H176ZM13 160H15V159H13ZM12 160V161H13ZM27 161H28V158L26 159ZM62 160V159H61ZM64 160V159H63ZM80 160V159H79ZM114 160V159H113ZM121 160V159H120ZM132 160V159H131ZM142 160V159H141ZM187 160H188V158H187ZM10 161V160H9ZM16 161V160H15ZM17 162V165H18V163H19V165L20 164H22L23 165V163H20V162ZM25 161V162H24ZM67 161H69V160H67ZM99 161H100V158H99ZM109 161V160H108ZM135 161V160H134ZM137 161V162H138ZM147 161V160H146ZM148 161H150V159L148 160ZM154 161V160H153ZM157 161V160H156ZM165 160L163 159V161L162 162H164ZM176 161V160H175ZM183 161L184 160H182V161H179V163L180 162H182L183 163ZM50 162V161H49ZM48 162V163H49ZM69 162H72L71 160L69 161ZM101 162V161H100ZM126 161L123 159V160H121V161H119V166L120 167H122L123 166V164L125 163ZM128 162V161H127ZM140 162H143V161H140ZM140 162H139V164H140ZM145 162V161H144ZM151 162V161H150ZM64 163V162H63ZM65 163H67V162H65ZM73 163V162H72ZM78 163V162H77ZM113 163H115V162H113ZM117 163H115V164H117ZM133 163V162H132ZM134 163H136V162H134ZM133 163V164H134ZM147 163V162H146ZM153 163V162H152ZM161 163V162H160ZM165 164H166V166L167 165H169L170 167H171V165L170 164H173L172 162L170 163V162H164ZM164 163H162V165L164 164ZM178 163V162H177ZM179 163H178V165H177V171H176V173L178 172V166H179ZM189 163V162H188ZM50 164V163H49ZM57 164V163H56ZM71 164V163H70ZM80 164V163H79ZM101 164V163H100ZM99 164V165H100ZM108 164V163H107ZM127 164V163H126ZM130 164V163H129ZM157 164V163H156ZM164 164V165H165ZM181 164V163H180ZM183 164H185V162L183 163ZM182 164V165H183ZM190 164V165H191ZM28 165V164H27ZM64 165V164H63ZM85 165H86V163H85ZM104 165V164H103ZM132 165V164H131ZM134 165H136V164H134ZM154 165V164H153ZM189 165V166H190ZM69 166V165H68ZM80 166H82V164L80 165ZM104 166H106V165H104ZM126 166V165H125ZM125 166H124V168H125ZM130 165H128V167H129ZM139 166V165H138ZM169 166L168 167H166L165 169L166 170H168V168H169ZM14 169H16V166L14 165ZM66 167V166H65ZM107 167V166H106ZM137 167V166H136ZM140 167H141V165H140ZM159 167V166H158ZM182 168H183V166H181ZM181 167H180V169H181ZM22 168H23V166H22ZM52 168H53V166H52ZM60 168L62 169V167L60 166ZM86 168V167H85ZM123 168V167H122ZM123 168V169H124ZM130 168H131V166H130ZM144 168V167H143ZM145 168H147V167H145ZM150 168V167H149ZM164 168V167H163ZM187 168V167H186ZM30 169V170H29ZM74 169V168H73ZM93 169V168H92ZM122 169V170H123ZM134 169V168H133ZM136 169V168H135ZM158 169V168H157ZM156 169V170H157ZM179 169V170H180ZM64 170V169H63ZM68 170V169H67ZM80 170V169H79ZM91 170V169H90ZM121 170V169H120ZM124 170H129V169H124ZM146 170H149V169H146ZM155 170V171H156ZM182 170V169H181ZM22 171H24L23 169H22ZM71 171H72V169H71ZM85 171V170H84ZM117 171H118V169H117ZM134 171V170H133ZM142 171V170H141ZM144 171H145V169H144ZM152 171H154V170H152ZM165 171V170H164ZM170 171V170H169ZM185 171V170H184ZM17 172H19V171H17ZM68 172H70V171H68ZM75 172V171H74ZM87 172V171H86ZM98 172V171H97ZM129 172V171H128ZM128 172H126V174L128 173ZM150 172V171H149ZM148 172V173H149ZM23 173V172H22ZM25 173H26V175H25ZM106 173V172H105ZM108 173V172H107ZM113 173V172H112ZM132 173H134V172H132ZM156 173V172H155ZM186 173V172H185ZM87 174V173H86ZM95 174V173H94ZM97 174H99V173H97ZM135 174H137V173H135ZM141 174H143V173H141ZM160 174H161V172H160ZM159 174V175H160ZM177 174H179V173H177ZM176 174V175H177ZM19 175V174H18ZM74 175V174H73ZM82 175H84L85 177H87L85 174H83L82 173ZM81 175V176H82ZM109 175V174H108ZM107 175V176H108ZM112 175H114V174H112ZM112 175H111V177H112ZM124 175V174H123ZM155 175V174H154ZM182 175V174H181ZM66 176V175H65ZM99 176V175H98ZM107 176H106V178H107ZM128 176V175H127ZM130 176H131V173H130ZM127 177V178H132V179H136V178H134V177ZM134 176H136V175H134ZM139 176V175H138ZM150 176V175H149ZM156 176V175H155ZM179 175H177V177H178ZM73 177V176H72ZM91 177V176H90ZM123 176H121V178H122ZM137 177V176H136ZM146 177H147V175H146ZM82 178V177H81ZM99 178V177H98ZM97 178V179H98ZM103 178V177H102ZM126 178V179H127ZM141 178H142V176H141ZM140 178V179H141ZM151 178V177H150ZM159 178V177H158ZM164 178H166V176L164 177ZM182 178H184L183 177V175L180 177V179L182 180ZM21 179V180H22ZM77 179V178H76ZM93 179L95 180V181H97V179H95L94 177H93ZM109 179V178H108ZM120 179V177L117 179V180H119ZM144 179H146V178H144ZM172 179V178H171ZM179 179V178H178ZM63 180V179H62ZM71 180V179H70ZM69 180V181H70ZM87 180V178L86 179H84V177L81 179V181H86ZM138 180H139V178L137 177V182H138ZM143 180V179H142ZM175 180V179H174ZM185 180H186V178H185ZM64 181V180H63ZM73 181V180H72ZM107 181V180H106ZM112 181V180H111ZM115 181V180H114ZM121 181H123V180H121ZM120 181V182H121ZM132 181H134V180H132ZM140 181V180H139ZM74 182V181H73ZM77 182V180L75 181V183ZM99 182H101V181H99ZM102 182H103V180H102ZM105 182V181H104ZM109 182V181H108ZM116 182H118V181H116ZM125 182V181H124ZM128 181H126V184H129V183H127ZM147 182V181H146ZM184 182H186V181H184ZM9 183V182H8ZM74 183V184H75ZM88 183H90V181H88ZM98 183V182H97ZM106 183V182H105ZM149 183H150V181H149ZM178 183H179V181H178ZM177 183V184H178ZM71 184V183H70ZM77 184H79V182L78 183H76V185ZM83 184H85L84 182H83ZM119 184H121L122 185V183H119ZM118 184V185H119ZM137 184V183H136ZM148 184V183H147ZM10 185V184H9ZM57 185V184H56ZM55 185V186H56ZM81 186H82V188H84L85 189V187H83V185H82V183L80 184ZM97 185V184H96ZM103 185V184H102ZM120 185V186H121ZM123 185H124V183H123ZM130 185V184H129ZM131 185H132V183H131ZM24 186V185H23ZM91 186V185H90ZM94 186V185H93ZM148 186V185H147ZM181 186H182V184H181ZM185 186H186V184H185ZM76 187V186H75ZM97 187V186H96ZM99 187V186H98ZM110 187V186H109ZM128 187V186H127ZM152 187L153 186H151V189H152ZM178 187V186H177ZM63 188V187H62ZM71 188V187H70ZM78 189H79V187H77ZM81 188V189H82ZM90 189H91V187H89ZM93 188V187H92ZM121 188V190H122V188L123 187H120ZM119 188V189H120ZM125 188V187H124ZM130 188H131V186H130ZM129 188V189H130ZM133 188H135V187H133V185H132V190H133ZM170 189H171V186L169 187ZM187 188V187H186ZM188 188H187V190H188ZM49 189V188H48ZM52 189V188H51ZM56 189V188H55ZM54 189V190H55ZM84 189H82L83 190V192H84ZM95 189V188H94ZM93 189V190H94ZM102 189V188H101ZM106 189V188H105ZM157 189V188H156ZM180 189H182V188H180ZM185 188H183L181 191H183ZM50 190V189H49ZM48 190V191H49ZM81 190V191H82ZM107 190V189H106ZM146 190V189H145ZM186 190V191H187ZM52 191V190H51ZM59 191V190H58ZM62 191V190H61ZM88 191V190H87ZM150 191V190H149ZM169 191H171V190H169ZM191 191V190H190ZM189 191V192H190ZM50 192V191H49ZM49 192H48V195H49ZM54 192V191H53ZM56 192V191H55ZM60 192V191H59ZM65 192H67V190H65ZM83 192H81V194L83 193ZM95 192V191H94ZM94 192H93V194H94ZM97 192V191H96ZM105 192V191H104ZM143 192V191H142ZM141 192V193H142ZM146 192V191H145ZM164 192H165V190H164ZM184 192V191H183ZM50 193H52V192H50ZM90 193V192H89ZM92 193V192H91ZM108 193H109V191H108ZM110 193H111V191H110ZM109 193V194H110ZM122 193H123V191H122ZM156 193V192H155ZM180 193V192H179ZM60 194V193H59ZM76 194V193H75ZM125 194H127V193H125ZM129 194H131V192L129 193ZM137 194H139L138 193V191H137ZM143 194H145V193H143ZM166 194V193H165ZM164 194V195H165ZM170 194V193H169ZM176 194V193H175ZM188 194V193H187ZM190 194H193V193H191L190 192ZM53 195V194H52ZM56 195H58L57 193H55V196H54V198L56 197ZM86 195L87 194H83V195H81L82 197H85V198H83V199H87L86 198ZM95 195V194H94ZM93 195V196H94ZM98 195V194H97ZM104 195H105V193H104ZM121 195V194H120ZM119 195V196H120ZM183 195V194H182ZM58 196H60V195H58ZM102 196H103V193H102ZM101 196V197H102ZM130 195H127V196H125V197H129ZM134 196V195H133ZM132 196V197H133ZM146 195H144V197H145ZM172 196V195H171ZM178 196H179V194H178ZM195 196V195H194ZM197 196V195H196ZM203 196V195H202ZM45 197H46V195H45ZM49 197V196H48ZM50 197L52 198V196L50 195ZM61 197V196H60ZM59 197V198H60ZM68 197V196H67ZM92 197V196H91ZM90 197V198H91ZM96 197V196H95ZM99 197H100V195H99ZM104 197V196H103ZM161 197V196H160ZM53 198V199H54ZM57 198V197H56ZM94 198V197H93ZM105 198V197H104ZM104 198H102V199H104ZM173 198H174V200H175V197L173 196ZM182 198V197H181ZM184 198V197H183ZM61 199H64V197L63 198H61ZM101 199V200H102ZM133 199H134V197H133ZM147 199V197L145 198V200ZM167 199V198H166ZM164 200V202L165 201H167V200ZM178 199H179V197H178ZM46 200V199H45ZM57 200V199H56ZM66 200V199H65ZM75 200V199H74ZM95 200H97V199H95ZM100 200V199H99ZM121 200V199H120ZM143 200V199H142ZM172 200V199H171ZM16 201V202H15ZM21 201V202H20ZM54 201V200H53ZM77 201V200H76ZM84 201V203L85 202H87L86 200H83ZM113 201H115V200H113ZM129 201V200H128ZM148 201V200H147ZM152 201V200H151ZM176 201H178L177 199H176ZM196 201V200H195ZM198 201V200H197ZM197 201H196V204H197ZM60 202V201H59ZM58 202V203H59ZM64 202V201H63ZM66 202V201H65ZM102 202V201H101ZM126 202V201H125ZM130 202V201H129ZM136 202V201H135ZM184 202V201H183ZM194 202V201H193ZM46 203H47V201H46ZM51 202L49 201V205H47V207H49L51 204L53 205V202L50 204ZM57 203V202H56ZM62 203V202H61ZM69 203V202H68ZM72 203V202H71ZM75 203V202H74ZM80 203V202H79ZM82 203V202H81ZM80 203V205H82ZM83 203V205H82V207L83 208H85V210H86V206H85V204ZM120 203V202H119ZM122 203H123V201H122ZM122 203H120V204H122ZM141 203V202H140ZM195 203V202H194ZM18 204V203H17ZM41 204V203H40ZM43 204H44V202H43ZM117 204V203H116ZM144 204V203H143ZM45 205V204H44ZM60 205V204H59ZM63 205V204H62ZM123 205V207H126L127 205H129V203L126 205V203L125 204H122ZM125 205V206H124ZM145 205V204H144ZM147 205V204H146ZM145 205V206H146ZM160 205V204H159ZM158 205V206H159ZM167 205H168V203H167ZM179 205V204H178ZM182 205V204H181ZM262 205V206H263ZM14 206V205H13ZM31 206H33V205H31ZM43 206V205H42ZM114 206V205H113ZM119 206H121V205H119ZM118 206V207H119ZM131 206V205H130ZM129 206V207H130ZM134 206V205H133ZM140 206H142V205H140ZM185 206V205H184ZM22 207V206H21ZM26 207H28V206H26ZM36 208H37V206H35ZM34 207V208H35ZM40 207V206H39ZM44 207V206H43ZM42 207V208H43ZM46 207V208H47ZM56 207V206H55ZM65 207V206H64ZM79 207H81V206H79ZM81 207V208H82ZM147 207V206H146ZM179 207H183V206H179ZM186 207V206H185ZM188 207V206H187ZM4 208H5V206H4ZM3 208V210H0V219H6L7 221H9L8 220V216L9 215H14V212L9 208V207H6V208H8V209H10V210H8V209H4ZM14 208V207H13ZM23 208V207H22ZM21 208V209H22ZM41 208V209H42ZM50 208H51V206H50ZM52 208H53V206H52ZM95 208V207H94ZM120 209H121V207H119ZM127 209V211L128 210H130V209H132V208H130V209H128V207H126ZM141 208V207H140ZM163 208V207H162ZM166 208V207H165ZM184 208V207H183ZM193 208H195V207H193ZM195 208V210H197ZM29 209V208H28ZM28 209H26L27 210V212H29L28 211ZM57 209V208H56ZM56 209H54V210H56ZM67 209V208H66ZM124 209V208H123ZM143 209V208H142ZM147 209V208H146ZM146 209H143V210H146ZM180 209H182V208H180ZM187 209V208H186ZM17 210V209H16ZM15 210V212H18V210L16 211ZM33 210H35V209H33ZM37 211H38V208L36 209ZM35 210V211H36ZM53 210V209H52ZM53 210V211H54ZM71 210V209H70ZM80 210H82V211H80ZM79 211H78V213L80 212V216H79V222L80 223H78L79 225H80V227H81V229H82V234H83V236L82 237H84L85 236V238L84 239H82V240H84L85 241V239H86V237L88 236V234H87V232H89L88 230V228H86V225L88 226V220L90 221L91 219V217H92V215H91V217H89V219H88V217H86L85 216V213L87 212H85V210L83 211V209H80ZM94 210V209H93ZM99 210V209H98ZM110 210V209H109ZM113 210V209H112ZM112 210H110V211H106V215H107V213H109V215H110V219H108V220H112L113 221V219H116V215L121 211H119L118 212V208L117 207H115L114 208V210L112 211ZM148 210V209H147ZM146 210V212H148ZM172 210V209H171ZM175 210V209H174ZM183 210V209H182ZM185 210V209H184ZM183 210V211H184ZM45 211H49L48 209L46 210L45 209ZM52 211V212H53ZM57 211V210H56ZM55 211V213L57 214V212ZM59 211L60 210H58V213H59ZM63 211V210H62ZM62 211H61V213H62ZM67 211V210H66ZM68 211H69V209H68ZM91 211H92V209H91ZM125 211V210H124ZM127 211L126 212H124L125 213V216H126V213H127ZM136 211V210H135ZM169 211V210H168ZM185 211H187V210H185ZM184 211V214L186 213ZM252 211H253V213H252ZM24 212H26V211H22V213H24ZM104 212V211H103ZM111 212V213H110ZM130 212H132V210H130ZM143 212V211H142ZM170 212V211H169ZM188 212V211H187ZM197 212V211H196ZM21 213V212H20ZM49 214H50V212H48ZM61 213H59L58 214V216H60V214ZM90 213H92V212H90ZM99 213V212H98ZM138 213V212H137ZM194 213V212H193ZM251 213H252V215H251ZM15 214H17V213H15ZM27 214V213H26ZM25 214V215H26ZM29 214V213H28ZM30 214H32V212H30ZM37 214H40V213H38L37 212ZM37 214L35 215V216H37ZM47 214V213H46ZM52 214V213H51ZM77 214V213H76ZM87 215H88V212L86 213ZM95 214V213H94ZM93 214V215H94ZM97 214V213H96ZM101 214V213H100ZM142 214V213H141ZM145 214H147V217H148V213H145L144 212V215ZM172 214V213H171ZM45 215V214H44ZM64 215V214H63ZM62 215V216H63ZM69 215V214H68ZM73 215V214H72ZM122 215V214H121ZM149 215H150V209H149ZM152 215V214H151ZM167 215V214H166ZM197 215V214H196ZM5 216H7V217H5ZM15 216V215H14ZM17 216V215H16ZM15 216V217H16ZM34 216V217H35ZM53 218H55V217H57L58 218V216L56 215H51ZM62 216H60V217H62ZM77 216V215H76ZM76 216H74V218L76 217ZM143 216V215H142ZM157 216H158V214H157ZM172 216V215H171ZM193 216V215H192ZM19 216H17V218H18ZM25 217L27 218L28 216H24V219H25ZM30 217V216H29ZM28 217V218H29ZM32 217V216H31ZM30 217V218H31ZM41 217V216H40ZM39 217V218H40ZM51 217V218H52ZM67 217V216H66ZM104 217V216H103ZM128 217H129V215H128ZM146 217V216H145ZM152 217V216H151ZM154 217V216H153ZM152 217V220L154 219ZM187 217H189V216H187ZM190 217H191V215H190ZM196 217V216H195ZM10 219H11V217H9ZM33 218V217H32ZM47 218V220H48V222H49V218H48V215H46V217H45V219ZM63 219H66V218H64V217H62ZM61 218V219H62ZM70 219L72 218V216L71 217H69ZM133 218V217H132ZM131 217L129 218V219H132ZM135 218V217H134ZM142 218V217H141ZM158 218H160V217H158ZM22 219V218H21ZM36 219H38L37 217H36ZM41 219V218H40ZM56 219V218H55ZM55 219H53L54 221H55ZM60 219V220H61ZM96 219V218H95ZM95 219H94V221H93V223H92V229H95L94 228V226L96 225V222H95ZM100 219V218H99ZM124 219V218H123ZM127 219V218H126ZM139 219V218H138ZM149 219V218H148ZM170 219H172V217H170L169 218V221H170ZM212 219L213 220H217L218 221V223H220V224H216V223H214V222H212ZM18 221L19 220V218L18 219H15L14 220V223H16L15 221ZM23 220V219H22ZM26 220V219H25ZM57 220V219H56ZM59 220V221H60ZM77 220V219H76ZM101 220V219H100ZM102 220L104 221L105 220V218H102ZM101 220V221H102ZM143 220V219H142ZM151 219H149V221H150ZM152 220L150 221V223H147L146 224V226L148 227L149 226V224L151 225V222H152ZM192 220V219H191ZM196 220V219H195ZM211 220V221H210ZM248 220V221H249ZM1 221V223L3 222L2 220H0ZM6 221V222H7ZM36 221V220H35ZM34 221V222H35ZM58 221V220H57ZM56 221V222H57ZM62 221H65V220H61L60 222H62ZM73 221V220H72ZM97 221V220H96ZM128 221V220H127ZM132 221V220H131ZM134 221H136L135 219H134ZM156 221V220H155ZM181 221V220H180ZM199 221V222H200ZM5 222V224H7L8 225V223H6ZM19 222H20V220H19ZM24 222V221H23ZM22 221H21V223H23ZM30 222H31V220H30ZM33 222V224H35ZM38 222V221H37ZM43 222V221H42ZM41 222V223H42ZM51 222V221H50ZM56 222L53 224V225H55L56 224ZM59 222V223H60ZM66 222V221H65ZM78 222V221H77ZM115 222V221H114ZM123 222V221H122ZM130 222V221H129ZM140 222V221H139ZM139 222H138V224H139ZM188 222V221H187ZM25 224H26V222H24ZM24 223H23V225H22V227L23 228H25L24 227ZM27 223H28V220H27ZM67 223H68V221H67ZM95 223V224H94ZM99 223V222H98ZM98 223H97V225H98ZM112 223V222H111ZM116 223V222H115ZM119 223V222H118ZM131 223H133V226H135V222H131ZM130 223V224H131ZM135 223V224H134ZM146 223V222H145ZM156 223H158V222H156ZM170 223V222H169ZM191 223V222H190ZM201 223V222H200ZM13 223H11V225H9V227H7L6 228V226H4L7 230H9L11 227L10 226H13L12 225ZM33 224H31V225H33ZM40 224V223H39ZM46 224V223H45ZM50 225H51V223H49ZM69 224H70V222H69ZM69 224H67L66 226H67V229H70V231H71V229H72V227L71 228H68V227H70V226H68ZM73 224V223H72ZM71 224V226H73ZM75 224V223H74ZM77 224V223H76ZM112 224H114V223H112ZM123 224H125V223H123ZM127 224H129V223H127ZM137 224V225H138ZM172 224V223H171ZM174 224V223H173ZM16 224H14V226H15ZM19 225V226H18ZM18 225H16V226H18L19 228H20V224L18 223ZM31 225L30 226H26V227H29V229L31 230ZM36 225V224H35ZM34 225V226H35ZM42 225V224H41ZM52 225V226H53ZM58 225V224H57ZM60 225V227H61V229H63L65 226V224L63 225V224H59ZM58 225V226H59ZM96 225V226H97ZM101 225V223L99 224V226ZM121 225V224H120ZM154 225H156V224H154ZM154 225H152V226H154ZM38 226H40V225H38ZM37 226V227H38ZM43 226V225H42ZM49 226V225H48ZM64 226V227H63ZM76 226V225H75ZM102 226V225H101ZM114 226H115V224H114ZM114 226H113V228H114ZM117 226V225H116ZM132 226V225H131ZM151 226V227H152ZM182 226V225H181ZM1 227V226H0ZM3 227V228H4ZM44 227V226H43ZM51 227V226H50ZM54 227V226H53ZM52 227V228H53ZM63 227V228H62ZM103 227V226H102ZM130 227V226H129ZM139 228L138 229H140V226H138ZM155 227V226H154ZM171 227V226H170ZM176 227V226H175ZM206 227V226H205ZM204 227V228H205ZM2 227L0 228V235H2L3 233H2V230H4ZM9 228V229H8ZM16 227H14V228H12V229H10L11 231L12 230H14L13 232H14V234H18V233H15V232H17V231H15V230H17V228L15 229ZM39 228V227H38ZM45 228V227H44ZM57 229H59L58 227H56ZM75 228H78L79 229V227H75ZM116 228H119V227H116ZM124 228V227H123ZM123 228L121 229V231L123 230ZM132 228V227H131ZM207 229H208V227H206ZM242 228V227H241ZM27 229V228H26ZM37 228H35V230H36ZM59 230V231H57L56 229H55V234H59L58 232H61L62 230ZM66 229V230H67ZM87 229V230H86ZM100 229V231H101V227L99 228ZM143 228H141V230H142ZM152 229V228H151ZM149 230V228H148V230L149 231H152V230H154V229H152V230ZM201 229H203V227H201ZM207 229H204V230H206L207 231ZM238 229V230H237ZM6 230V231H7ZM20 230V229H19ZM22 231H23V229H21ZM19 231V234H22L21 232L22 231ZM32 230H34V228H32ZM43 230V229H42ZM48 230V229H47ZM46 230V231H47ZM54 230V229H53ZM74 230V228L72 229V231ZM113 230V229H112ZM135 230V229H134ZM133 230V231H134ZM136 230H137V228H136ZM140 230V231H141ZM143 230H145V229H143ZM142 230V231H143ZM6 231H3V232H5V233H7V234H10V233H12L11 231L9 232H6ZM25 231V230H24ZM24 231H23V233H24ZM37 231H38V229H37ZM36 231V232H37ZM39 231H41V229L39 228ZM56 231H57V233H56ZM80 231V230H79ZM83 231L85 232V233H83ZM99 231V230H98ZM105 231V230H104ZM117 231V230H116ZM141 231V232H142ZM148 231V232H149ZM177 231V230H176ZM186 231V230H185ZM202 231V230H201ZM27 232H29L30 233V231H27ZM43 232V231H42ZM42 232H38V233H42ZM49 232V231H48ZM48 232H46V233H48ZM52 232V231H51ZM63 232V231H62ZM65 232V231H64ZM68 232V235H70V233H69V231H67ZM102 232V231H101ZM118 232V231H117ZM117 232H115V233H117ZM123 232H124V230H123ZM132 232V231H131ZM156 232V231H155ZM155 232H154V235H155ZM209 232V231H208ZM207 232V233H208ZM38 233H37V235H35V237H38L39 235H38ZM45 232H43L42 234H44ZM103 233V232H102ZM101 233V234H102ZM114 233V234H115ZM125 233H127V232H125ZM136 233V232H135ZM146 233V232H145ZM150 233H152V232H150ZM149 233V234H150ZM202 233H203V231H202ZM205 233V232H204ZM203 233V234H204ZM207 233H205V235L207 234ZM13 233L9 236L10 238L9 239H7V237H4V235L2 236V238H0V241L1 240H4L3 239V237L4 238H6L8 241V243H9V241L11 240V237H12V235H14ZM25 234H27L26 232H25ZM31 234H32V231H31ZM49 234V233H48ZM52 234V233H51ZM55 234H53V235H55ZM61 234V233H60ZM64 234V233H63ZM72 235H73V233H71ZM85 234V235H84ZM87 234V235H86ZM99 234V233H98ZM97 234V235H98ZM129 234V233H128ZM198 234V233H197ZM200 234V233H199ZM24 235V234H23ZM33 235V234H32ZM47 235V234H46ZM105 235V234H104ZM116 235H118V234H116ZM127 235V234H126ZM136 235V234H135ZM153 235V236H154ZM174 235V234H173ZM195 235V234H194ZM204 235V237H206ZM211 235V234H210ZM8 236V235H7ZM26 236V235H25ZM28 236V235H27ZM26 236V237H27ZM49 235H47V237H48ZM55 236H57V235H55ZM59 236V235H58ZM58 236L56 237V240L55 241H57L58 239ZM62 236V235H61ZM66 236H67V234H66ZM74 236H76V234L74 235ZM99 236H100V234H99ZM99 236H98V238H99ZM119 236V235H118ZM125 236V235H124ZM133 236V235H132ZM146 236V235H145ZM156 236V235H155ZM159 236V235H158ZM184 236V235H183ZM182 236V237H183ZM208 236H209V234H208ZM14 237V236H13ZM17 237H18V235H17ZM17 237H15V238H17ZM21 237V236H20ZM29 237V236H28ZM27 237V238H28ZM41 237H42V235H41ZM40 237V238H41ZM68 237V236H67ZM96 237V236H95ZM122 237V236H121ZM126 237V236H125ZM151 237V236H150ZM150 237H148L147 239H149ZM165 237V236H164ZM176 237V236H175ZM175 237H173V239L175 238ZM178 237V236H177ZM190 237H192V236H190ZM50 238H51V236H50ZM60 238V237H59ZM64 238V237H63ZM77 238H79L80 239V237H77ZM92 238H94V237H92ZM103 238V237H102ZM108 238V237H107ZM124 238V237H123ZM134 238H135V236H134ZM137 238V237H136ZM153 238V237H152ZM180 239H181V237H179ZM183 238H185V236L183 237ZM209 239H210V237H208ZM5 239V240H6ZM14 238H12V240H13ZM20 238H18L17 240H19ZM46 238L44 237V240H45ZM52 239H54V238H52ZM71 239V238H70ZM73 239V238H72ZM79 239H76V241L78 240L79 241ZM118 239V238H117ZM138 239V238H137ZM146 239V238H145ZM154 239H156V237L154 238ZM166 239H167V237H166ZM171 239V238H170ZM169 239V240H170ZM188 239V238H187ZM206 239V238H205ZM4 240V241H5ZM21 240V239H20ZM33 240H34V238H33ZM37 239L35 238V240L34 241H36ZM42 240V239H41ZM47 240V239H46ZM69 240V239H68ZM74 240H75V238H74ZM81 240V242H84V241H82ZM86 240H88V239H86ZM103 240V239H102ZM102 240H101V242H102ZM108 240V239H107ZM113 240V239H112ZM124 240V239H123ZM126 240V239H125ZM131 240H132V238H131ZM150 240V239H149ZM203 240V239H202ZM4 241H2V242H4ZM16 241V240H15ZM29 240H27L26 242H28ZM54 241V240H53ZM64 241V240H63ZM71 241H73V240H70V242ZM88 241H91V240H88ZM94 241V240H93ZM100 241V240H99ZM110 241H111V239H110ZM133 241V240H132ZM131 241V242H132ZM150 241H152V240H150ZM150 241H148V242H150ZM198 241V240H197ZM1 242V243H2ZM7 242H6V245H7ZM10 242H12V241H10ZM18 243H19V241H17ZM21 242V241H20ZM44 242V241H43ZM48 242V241H47ZM49 242H51V241H49ZM49 242H48V244H49ZM67 243V242H69V241H67V239L64 241V243ZM69 242V243H70ZM98 242V241H97ZM117 242V241H116ZM120 242H122L121 240H120ZM124 242V241H123ZM130 242V241H129ZM129 242H128V244L127 245H130L129 244ZM139 242H141V241H139ZM147 242V243H148ZM189 242V241H188ZM200 242H202V241H200ZM204 242V241H203ZM206 242H208L207 240H206ZM231 242L233 243L232 245H231ZM18 243H17V245H18ZM23 243H24V240H23ZM58 243H60V246H62L61 245V243H63L62 241L61 242H58ZM85 243V242H84ZM90 243V242H89ZM88 243V244H89ZM95 243V242H94ZM99 243V242H98ZM111 243V242H110ZM165 243H166V241H165ZM168 243V242H167ZM196 243V242H195ZM195 243H194V245H195ZM205 243V242H204ZM16 244V243H15ZM21 244V243H20ZM25 244V243H24ZM54 244H56V243H54ZM81 244V243H80ZM91 244V243H90ZM93 244V243H92ZM100 244V243H99ZM122 244L123 243H120V245L122 246ZM125 244V243H124ZM132 244H135V242L134 243H132ZM140 244V243H139ZM142 244H144V243H142ZM150 244V243H149ZM188 244V245H187ZM186 245L189 247L188 249H191V248H193V246H192V242L190 241L189 243H187ZM198 244V243H197ZM209 244V243H208ZM2 245H5V243L4 244H2ZM1 244H0V247L2 246ZM68 245H70V244H68ZM85 245V244H84ZM94 245H96L97 246V244L95 243ZM101 245H103L102 243H101ZM101 245H98V249H100L101 247ZM107 245H109V244H107ZM126 245V246H127ZM147 245V244H146ZM169 245V244H168ZM181 245V244H180ZM34 246V245H33ZM41 246H43L44 247V243H43V245H41ZM47 246V245H46ZM45 246V247H46ZM55 246H58V245H55ZM63 246H65V245H63ZM104 246H106V245H103L102 247H104ZM124 247H125V245H123ZM123 246H122V248H123ZM132 246H134V245H132ZM132 246H131V248H132ZM136 246V245H135ZM138 246V245H137ZM142 246V245H141ZM149 246V245H148ZM156 246V245H155ZM164 246V245H163ZM177 246H178V244H177ZM208 246V245H207ZM239 246V245H238ZM54 247V246H53ZM66 247V246H65ZM83 247V246H82ZM81 247V248H82ZM85 247V246H84ZM128 247V246H127ZM143 247H144V245H143ZM146 248H147V246H145ZM144 247V248H145ZM151 248H153V249H155L154 247H152V246H150ZM166 247V246H165ZM202 247H204V245L202 246ZM213 247V246H212ZM3 248V247H2ZM34 248H35V246H34ZM38 248V247H37ZM59 249H61V251L63 252V250H62V248H60V247H58ZM78 249H80V247L78 246L77 247ZM95 249H96V247H94ZM94 248H92V245H91V248H89V249H91L93 252H94V254L96 253V255L98 254V251H94L95 249ZM121 248V249H122ZM178 248V247H177ZM217 248V247H216ZM233 248H234V246H233ZM238 248V247H237ZM48 249V248H47ZM76 249V248H75ZM74 249V250H75ZM83 249V248H82ZM85 249V248H84ZM83 249V250H84ZM94 249V250H93ZM114 249V248H113ZM116 249V248H115ZM114 249V250H115ZM125 249L126 248H124V250L123 251H125ZM133 249V248H132ZM152 249V250H153ZM160 249V248H159ZM165 249V248H164ZM166 249H168V248H166ZM198 249H201L200 248V246L198 247ZM241 249V248H240ZM46 250V249H45ZM77 250V249H76ZM75 250V251H76ZM126 250H128V249H126ZM136 250V249H135ZM139 250V249H138ZM146 250V249H145ZM148 250H149V247H148ZM147 250V251H148ZM151 250V249H150ZM178 250H180V249H178ZM228 250H230L229 249V247H228ZM55 251H57V250H55ZM55 251H53V252H55ZM59 251V250H58ZM78 251V250H77ZM76 251V252H77ZM87 251V250H86ZM89 251V250H88ZM87 251V252H88ZM134 251V250H133ZM137 251V250H136ZM140 251V250H139ZM139 251H138V253H139ZM141 251H142V253H141ZM140 251V253L141 254H144L143 253V249ZM159 251V250H158ZM161 252H163V250H160ZM192 251V250H191ZM193 251H194V249H193ZM199 251V250H198ZM217 251H219V250H217ZM238 251H240L239 249L238 250H236V252H238ZM76 252L75 253H73V254H75L76 255ZM85 252V251H84ZM82 253V254H80L81 255V258H82V261L85 263V264H87V263H91V260H93V264L95 263V259H92L93 258V256L92 257H90L91 255L90 254H88V255H90V256H87L86 257V252L85 253ZM93 252L91 253V254H93ZM108 252L110 253V251L108 250ZM117 252V251H116ZM149 252V251H148ZM156 252V251H155ZM180 252H183V251H180ZM190 251H188V253H189ZM200 252V251H199ZM224 252V251H223ZM80 253V252H79ZM107 253V252H106ZM134 253V252H133ZM151 253H154V252H151ZM150 253V255L152 256V254ZM158 253V252H157ZM164 253H165V251H164ZM169 253H172V252H169ZM174 253L175 252H173V255H174ZM240 254H241V252H239ZM93 254V255H94ZM120 254V253H119ZM158 254H160V253H158ZM196 254V253H195ZM199 254V253H198ZM210 254V253H209ZM227 254H228V252H227ZM226 254V255H227ZM115 255V254H114ZM126 255V254H125ZM125 255H124V257H125ZM127 255H128V253H127ZM126 255V256H127ZM130 255V254H129ZM138 255V254H137ZM147 255V254H146ZM181 255V257H182V255H183V253L182 254H180ZM229 255H231V254H229ZM74 256V255H73ZM78 256V255H77ZM76 256V257H77ZM103 256H105V253L103 254ZM102 256V257H103ZM106 256H108V253H107V255ZM111 256V255H110ZM140 256V255H139ZM158 256V255H157ZM162 256V255H161ZM234 256V255H233ZM232 256V257H233ZM240 256H242V255H240ZM100 257V256H99ZM113 257V253H112V256L110 257V258H112ZM133 257H135V256H133ZM137 257V256H136ZM146 257V256H145ZM144 257V258H145ZM147 257H149V253H148V256ZM153 257V256H152ZM175 257V256H174ZM184 257V256H183ZM190 257V256H189ZM219 257V256H218ZM232 257H230L229 256V258H232ZM235 257V256H234ZM79 258H80V256H79ZM98 258V257H97ZM121 258H123L122 256H121ZM120 258V259H121ZM143 258V257H142ZM163 258H165L164 256H163ZM186 258V257H185ZM242 258V257H241ZM73 259H77V260H79L78 258H73ZM112 259H114V257L112 258ZM112 259H111V261H112ZM126 259H127V261H133V260H128V258L126 257ZM141 259V258H140ZM145 259H147V258H145ZM148 259H150V258H148ZM168 259V258H167ZM172 259V258H171ZM180 259V258H179ZM233 259V258H232ZM243 259V258H242ZM66 260V259H65ZM75 260H74V262H75ZM100 261H101V259H99ZM109 260V259H108ZM114 260H116V262H117V260L118 259H114ZM137 260V259H136ZM139 260V259H138ZM137 260V261H138ZM154 260V259H153ZM163 260V259H162ZM161 260V261H162ZM173 260V259H172ZM186 260H187V258H186ZM191 260H193L192 258H191ZM201 260V259H200ZM223 260V259H222ZM235 260V259H234ZM80 261V260H79ZM97 261V260H96ZM100 261H99V264H101L100 263ZM104 261H106V259L104 260ZM110 261V260H109ZM140 261V260H139ZM155 261V260H154ZM157 261H160V256H159V260L157 259ZM166 261V260H165ZM183 261H184V259H183ZM236 261V260H235ZM243 261H244V259H243ZM66 262V261H65ZM64 262V263H65ZM73 262V263H74ZM81 262V261H80ZM134 262V261H133ZM136 262V261H135ZM144 262V261H143ZM152 262V261H151ZM174 262V261H173ZM178 262V261H177ZM180 262V261H179ZM178 262V264H180ZM189 262V261H188ZM228 262V261H227ZM230 262H231V260H230ZM233 262V261H232ZM70 263V262H69ZM91 263V264H92ZM97 263V262H96ZM104 263V262H103ZM102 263V264H103ZM108 263V261L106 262V264ZM114 263V262H113ZM112 263V264H113ZM123 263H125V262H123L122 261V263L121 264H123ZM160 263V262H159ZM165 263V262H164ZM171 263V262H170ZM190 263V262H189ZM200 263H202V262H200ZM234 263H236V262H233L232 264H234ZM242 263V262H241ZM62 264V263H61ZM67 264V263H66ZM111 264V263H110ZM116 264V263H115ZM120 264V263H119ZM125 264H127V263H125ZM137 264V263H136ZM177 264V263H176ZM186 264V263H185ZM193 264V263H192ZM204 264V263H203ZM237 264V263H236ZM247 264V263H246Z\"/></svg>",
    "mask_w": 264,
    "mask_h": 264
},
{
    "label": "crops",
    "instance_id": "3",
    "mask_svg": "<svg viewBox=\"0 0 264 264\" xmlns=\"http://www.w3.org/2000/svg\"><path fill=\"white\" fill-rule=\"evenodd\" d=\"M257 60H258V64L260 66V69L264 73V29H263L262 34L260 36L258 47H257ZM263 217H264V205L255 211V213L252 215L250 220L254 219L256 221H259V219H261V218L263 219ZM258 259H257L258 261L263 262L262 258H258Z\"/></svg>",
    "mask_w": 264,
    "mask_h": 264
},
{
    "label": "water",
    "instance_id": "4",
    "mask_svg": "<svg viewBox=\"0 0 264 264\" xmlns=\"http://www.w3.org/2000/svg\"><path fill=\"white\" fill-rule=\"evenodd\" d=\"M1 11V10H0Z\"/></svg>",
    "mask_w": 264,
    "mask_h": 264
}]
</instances>
